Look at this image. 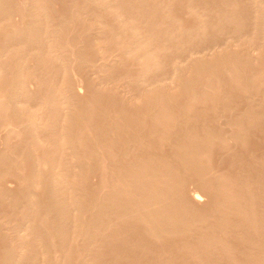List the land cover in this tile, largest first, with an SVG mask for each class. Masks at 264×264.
<instances>
[{
    "label": "bare ground",
    "instance_id": "obj_1",
    "mask_svg": "<svg viewBox=\"0 0 264 264\" xmlns=\"http://www.w3.org/2000/svg\"><path fill=\"white\" fill-rule=\"evenodd\" d=\"M76 1L77 0L70 1L69 4H68L69 6L67 7V9H69V7H73V6H71L73 3H76V6H77L78 1H79V4H81L84 1V3L87 4L88 6L91 5L93 10H94V8L96 9V7H98L97 8L98 13H99L98 9H100V12L101 11L103 13L105 12L106 14L109 15V17L112 18V20L109 19L110 20L109 22L112 25H114L113 27H112V25H110L112 28H115L113 30H112L111 27H110L111 29L109 27H107V26H109L108 22H107L106 19H104L106 16H104V18H103V15H101V18H103V20H106L104 22L107 23V24L105 23L106 25H104L103 20H101V18L97 15L98 13H97L96 10H94L95 11L94 12L95 14H94L92 9H90L91 11H89V9H88L89 7H87V5L85 6L83 3H82V5H84V7H82L80 5L82 7L81 9L87 7L84 10H85V14L86 13L88 14L87 15L88 16V18H87L88 20L90 19V17L93 14L97 15L99 17V19L102 21V24H103V25L100 24V26H102V27L105 26V28L103 27L104 29L101 30L102 34H103V30L105 31L106 28L110 29V30L108 29V32L112 30L111 33H109V34L106 31L107 37L110 36V38H107L106 36L105 37H106V39L109 40V42L112 45H114L113 46V50H112V47H109V46L106 47L107 49L109 47L110 50L114 51L115 50L114 47H115L118 50L120 56H123L126 59H127V57L133 59L134 62H132V63H134V64H136L135 61H137L139 66L137 64H136V66L133 65L134 68H136L138 66V69H134L133 68L135 70V72L133 71V73H136V70L138 71V73H137V75L133 74L134 76L131 77V80L132 81L135 80L134 82L137 85V87L135 85L134 86L136 88H138V86H139L138 90H140V87H141V89H145L146 91L150 90V92H152L151 90H153V89H154V91H156V90L160 91V92L156 91V94H154V93L152 95L150 94V97H149V94H148L147 98L149 97V101H146L147 98L145 100L147 103L143 102L144 103L143 104L142 102H140V103L143 104V105H140V106L145 107L144 105H146V109L145 108L144 109L147 110L148 112L145 111L144 109H142V111L140 110L141 112L139 110H138L139 112L137 111L138 113H142V112L146 113L147 112L148 115L150 114L149 112H152V114L149 115V116L153 117V120H154V121L152 120L153 122L151 121L152 117L148 116L150 121H151V123L149 122L151 125L155 123V119H154L155 115H154V113H157V112L161 113L162 112V114L165 115L166 118H165V120H163L164 117H161L163 115L160 116V119H162V120H160L159 117H157L159 119V121H162L161 122L162 125L159 126L160 129L161 128H163V129L165 128V126L163 125L164 123H166V125H168V124L170 125V123L172 121L167 124V122L169 121L170 118H172V119L175 118V114L174 113H176V112L172 113L171 111H177L178 114L182 110L184 111V109H180L179 108V110H178L177 108L175 109V107H172V105L170 106L172 100H171L170 96L166 95L171 90L172 86L175 83L180 82V86L182 87V94H183V95L182 94L181 95L183 97L181 96L179 98L184 99V102H185V98H186V102L188 104H189V102H194V101L196 102L197 100L200 101L202 104H204V102H202V101H205V99L207 100V97L208 98L210 97L209 98L210 99V103H209V101H208L209 99H208L207 100V104H206L207 108L209 106L208 109L206 107H203L202 104H200V103H199V105H201V106H199V107H201V108L203 107V110L201 109L202 113L206 109H207V111L209 110L208 112H212L213 113V111H212L213 109L212 110L210 109V106H212L211 104H213V101H214V99H212L213 95L209 96V95L212 94V92L208 93L209 91L206 89V88H210L211 87L210 85H212L213 82L216 83L217 80H219L221 78H224V77H227L229 79V81L226 79L225 84H227V82H228V84H230V85H232V84L235 85L236 83H238L240 81L242 86L241 85L239 86V83H238L237 86H238V90H239L240 87L243 88L245 86V84H246V82H245L246 80L242 77V76H244V73H246L249 76L248 77L246 75L247 76L246 78H248L251 81V79H254L255 75H257L256 72H258V73L260 72V74H258L257 75L258 77L255 78L254 80L257 81V82L264 81V79L259 80V79H261V78H259V75H261V71H259V70L262 69V71H263V68H261V67H264V66H261V64L264 65V62H263V59H264L263 55L264 54L262 53V51L264 50V0H237L238 2H235V0H199L200 1L199 5H198V2L196 0H186V1L184 0L186 2V4H185V2H181V3L185 4L186 10H187L188 13L186 11H184V8L182 9L184 11L183 13H186L185 16L187 15L186 16L187 18H188V16H191L189 18L194 20V22L191 21L192 22L191 24L194 25V26H192L193 29L190 27L191 26V24H190V26L188 28L189 31L186 30L187 29L186 26H185V30H183V25L184 24L182 25V24L178 23V21L182 22L181 19L179 20L178 18L177 19L173 18L170 15V13L173 10L167 11V10H169V9H167L169 6H166V5L171 0H78L77 2ZM80 1H82V2L80 3ZM177 1L179 3V1H181V0H175V2H177ZM193 1H196V3L193 2ZM71 2H73V3L71 4ZM175 2H172V3H175ZM44 3L45 4L48 3L47 0H46V2L43 1V0H0V38H2L0 40L1 41L0 42V59L2 57L3 58H7L8 60L10 59L9 61L6 59L7 66H6V64H2L1 63L2 61L0 62V100H1L0 104H2L0 106L2 107V109H4L6 111V112L4 111V114H6L8 112V116H5V120H4L5 123L3 125L0 124L1 125L0 128L7 129V128H3V127H6V125H7L6 124V120H7L8 124L12 123L11 124L12 126L10 125L13 128L12 131L13 132L15 131L14 133L16 135H17V133L20 134V135L22 134L23 137L21 135V137H19V138H22L24 140L22 142V140L19 141V139H18L19 142H22L20 144L21 145L20 147L22 149L21 150H17V151L15 150V152H18V153H15V155H17L18 158L15 157L14 159L13 158L10 159L11 156H10V158H8L11 152L10 153L8 152L9 153V154H7L8 156L6 155L7 157L4 158L5 154L3 156L1 155V154L4 153V151L0 152V155H1L0 156V181H1V184H2V182H5L6 179H7V181L8 180L11 181L9 179L10 177H11V179L13 178V180L16 179L18 182L20 181L17 186L19 187V184H20L19 189L21 188L20 189L21 192H22V189L24 188V187H21V183L24 184V185H22V186H25V188L23 189V199L25 201L24 203H26V204H24V206L26 205L25 206L26 207L25 210H27V212H25L26 214L23 213V217H21V219L20 218H14L15 222L12 220V222L15 223V224H13V227L12 226L11 227L13 228V233L15 232L14 234L16 235V237L14 235H12V236H14L15 239L17 240V241H15V239L13 237L14 241L16 242V243L13 242V244H15V245L17 244V245L15 247H13L12 249L10 247H7V249L9 248L8 250L5 247H3L4 250H5V253H4V256L3 255L0 256L1 259H2V256H3V259L2 260L0 259L1 264H72L73 262H74L73 264H75V263L76 264H88V261L90 262V260L91 261L93 260L92 258H93L94 255H96V252L98 253V251H99V253H100L101 249L99 250L98 246L102 242V240L100 242V239H102V237L105 239V234L104 233H106L107 231H110L111 235L109 233H107L108 235H106V237L109 238V237L113 236L112 238L114 239V241H116L117 238L115 239V237L118 236V232L114 231V232H116V235H115L114 232H112V231L114 229L118 228L119 225L123 224L122 226H124L125 223L126 224H128V223L131 224L132 223L131 226L133 224L136 226L138 224L139 226H141V228L138 227L136 229L139 230V228H140V229H142L141 231L144 230V232L142 234H144V236L145 235L148 236L149 240L151 239L150 241L152 243L155 240L157 242H159L158 240L160 238H162V237H163L162 240L166 239L168 241V238H169V241H170V239L173 240V238H171V237L179 236V235H180L179 236L180 239H182V237H184L186 235L183 236L181 234L182 233L184 234V232L186 230L189 231V229H190V231H192L191 229H194V232L196 233V231L198 230L197 227H199L202 223H205V220H207V219L209 220V218H210L209 215L210 216L212 215V213L208 214L209 212L213 211L214 214L212 215V218L210 220H214V219H220V218H218L219 216H221L223 218L226 217V216H229L230 218H232L229 214L233 213L234 211L235 212L233 214H235V215L237 214V215H240V216L241 215L245 216L244 214L246 213V211L248 212L247 209L250 207L251 203L254 205V206L252 205V208L255 207V204H254L255 200L254 199H250V201L253 200L254 202L248 201V202H250L249 206H248L247 201H245V202L243 201L244 204L246 203L245 207L248 206L247 209L245 210V213L243 212V210L245 208L242 209V205L243 204L240 207L241 209H237V208H239V207H236V206H238V202L239 201L242 202V200H244V199L247 200L248 199L247 195L249 193L251 194V190L248 189L250 191H246L244 189L245 188L247 189L248 186H245L246 184L241 185L242 188H243V186H245V188H243V189L240 188L241 190H239V191H240L241 194L243 193V194H246V195L245 196L243 195L244 199L241 198L242 199L241 200L239 198V196H236L234 194L236 196V198L239 199V201L236 199L237 200V204H235V201H236V200H234L235 196L233 194H231V193H237L238 192L237 190L239 189V187L238 186L236 187L235 185L232 184L233 180H232V183H231L233 185V187H232V185H230V183L228 184L227 182H225L224 179H223L224 181L220 179V180H217L215 182V191L214 192L216 193V195H215L216 202L214 203L215 200L213 201V198L211 197L212 194L210 193L211 189L207 188L208 186L206 187L205 184H203V182L206 183L205 180L208 177L210 179V176L207 177V175H209L210 172L207 173L206 169H203V167H202L205 164L204 161H203V160H205L204 159V155H205L204 151L206 152L207 144L210 143V140H211V137L206 135L205 132H203V131L206 130L207 133H210V129L208 130L207 128H205V127H207V125L203 126V124H202V128L204 127L205 129L204 128L201 129V128L198 127V129L202 130V132L199 130L198 134L204 133V134L200 135L201 137L199 135H197V132H195L196 134L194 133L195 136L193 137L192 136V134H193L192 128L193 127H191V130H189V127H190V125H189L188 131L187 130L186 131L188 133L189 132H192V133H190L191 135L188 136V137L184 136L185 139L183 138V136L180 135V137H182V140L179 139V141L176 142L175 140H178L179 137H177V136L175 137V135H174L175 139L173 137L172 138L168 137V138H170L169 139L170 141H162L164 143L166 142L167 144L169 142L168 145H170L172 143L171 141L174 140L173 143H172L173 149H171V147H172L171 145H170V147L168 146L169 147V151L171 149V152H173V154L171 152L170 153L172 154V156L177 161V162H175L174 158L172 156H171L172 158L169 156L174 161V166H172L173 163L170 165V162L172 161V160L170 161V159H167L168 162L170 161L169 163L167 161H165V160L163 161V159L162 160L159 159L158 157H161V156L160 155L157 156L159 153H157L155 151L157 149V147H158V149H160L159 147H162L160 145V142L158 144L159 146L157 145V143H158V141L161 140L162 137L166 136L164 134H165L166 130L168 131V128L170 126L169 127L166 126L167 129L166 130L164 129L165 132L163 134H162V132H160L163 136L161 134H158L159 133V129H157L158 131L157 130H152V131H155V133L157 132L156 135L158 134L159 136H162L159 139L158 138L159 136L157 135L158 136L157 137L158 140H156L157 138H155L154 141H157V143L153 142V143L156 144V145L154 144V146H156L155 150L153 149L155 147L150 145V146H152V150H154L157 155L154 154L155 156L154 155L150 156L148 154L149 156L146 157V155H145L146 151L144 152L145 154L141 151L143 153L142 155L143 156L145 155V157L143 158V156L141 155L140 156L141 159H140L139 156H137L138 157V160H137L136 156L132 157V155H131L130 158L132 157L131 158L132 161L129 160L130 162H126L128 164L124 163L126 158L125 159L123 158L124 159L123 160L119 156L123 160L122 163H124L126 166L123 167L124 166L123 164H122L123 166H121V164L119 162V159H118V162H115V164H116V166H115V164H113L114 163L113 161H114L115 158L113 160L111 159L112 161L109 160V158H107L108 155L110 154V152L108 153V151H110L109 149H111V148L113 149V147H115V150H117L116 146H118V148H119V146H120L119 143H121V144L123 143L122 145H124V147L125 146L127 147V145H130V144H127L126 143V139L124 141L123 138H126V135L128 134V132L131 131L132 127L129 128V126H131V123H129V126L127 125V123H125L130 130L127 131V134L126 133L124 134V132H126V131H124L123 129L126 128V126L124 124L125 127L122 126L123 127V129H122L121 124L123 125V121L120 122L121 123L120 124V127H121L120 131H124V132H122L124 137L122 136V134H120L121 132H118V129H114V128H113L114 130H112V131L109 130L110 132L106 130L107 132H106V134L103 133L105 135L103 137L101 132H100V134H99V132L97 133V131H98L97 129H100V131H104L106 128L110 129V126L106 127L107 124H105V122H104L103 125H105V126L102 125L104 127V130H103L102 129L103 127H100V125H96V124H99L103 120L99 121V118H100L99 117L98 118L99 122L98 123L95 122L96 124H94L92 121H96V120H94L92 118V120H90V121L94 124V126L95 125L97 126V128L95 127L96 129H94V127L91 126L92 123L91 124L89 123L90 122L89 118H87V116H86V114H88V112L90 113L92 111L91 110L92 107H93V109H95V106L93 105V103L96 102V100H97L96 96H98V94H96V95L93 94L95 96V99L93 98L94 96L91 98V100H93V101L95 100V102H91L90 100L89 101L87 100L88 104L86 105V107H85L86 103L83 104V106L85 108H87L86 110L90 109V111H87V112L85 111L86 114L83 113L84 111L82 112L81 103H80V107H79V103H77L78 101L80 102V100H78V101L75 100L76 101L75 102V101H73L74 100L73 97L71 98V96L75 95L76 92L78 91L77 90L78 87L81 88V87L85 86L82 83L83 81L78 82L77 80H75L76 79V74L78 73V72L76 73L77 64H82V65H80V67L82 66L81 68H83L84 66L88 67L89 69L84 67V72H86V73H87L88 70H89L88 72H91V73L95 72L96 69L99 68L98 64L102 65V63L104 64V62H105V61L104 62L101 61L100 58L102 60H106L104 58V56H106V55H104L105 54V50H103L105 45H104V47L102 45H100V44H103L101 41L104 42L106 39L105 40L103 39V38H105L104 35L102 36V39L101 38L98 39V37H96L97 39H95V41H93L94 40L93 39L92 40L93 42L91 41L92 43H90V45H92L94 47V45L96 43V40H99V42H101V43H98L95 46L97 47L98 45H100V47L101 46L103 47V49H102V48H99V46H98L97 49L95 48V50H93L94 48H92L91 46L87 45V43L89 44V42H90V39H87L88 35H84V38L86 36L87 37L83 40V43H85L83 45H87V46H85L86 48L91 47L92 51L93 52L94 51L97 52L99 55H97V53H95V52H94V55H93L92 51H90L91 48L90 49L89 48L88 49H86V48L85 49H81V48H84V47H79L80 48L79 51H82V50L85 51L86 50V52H87L89 50V52H91V53H89V52L88 53L92 55V56L90 55L91 58L93 56L96 57L95 54L97 55V57H96L97 59L93 57L95 59V62L91 61L93 64L91 62L88 63V61H85L86 59L84 57L86 55H88V54L83 56V59H81L82 55L80 57V55H79L80 52H79V54H77L78 52H76V51H78V50L75 51L76 48L74 49V47H76V46L78 48L79 43H77V42L81 41V37L79 36L80 33H78V35H77V36L80 37V40L78 39V41H77V38H76V39H74V41H76V42L73 41V43H77L78 45H76V44L74 45L73 44L74 45L73 46L71 44L72 43L71 40L73 39L74 36H72L73 34H72L71 30H70V29L73 28V25L71 26L72 28L70 27L68 29L67 28V24H66V22H68V21H74L73 23H75V20L78 17L76 18V17L70 16L72 19H74V18H76V19L72 20L70 18L71 20H69V19L66 20L65 17H64V14H65L64 13L65 9H64L62 15L64 17L63 19H65L66 22L61 21V20H60L61 21L60 22L58 20L57 23H59V22L60 23L57 24V25H54V24H56V22H52L51 21V17L52 16L57 17L54 13H52L54 7H53V9H52V7L50 8L52 10V12H51L50 9L47 8L48 5L51 6V4H46L45 5ZM193 3H194V5H193ZM79 4H78V6H79ZM195 4L198 5V8L194 7ZM169 5H170V3H169ZM172 5L176 6V4H172ZM172 5L170 6V8L171 7L173 8ZM179 7H184V6H182V4H181V6H179ZM77 8L78 7H76V9ZM72 9L70 11H72ZM79 9H80V7H79ZM54 10H56V8ZM69 10H66V14H68L67 17L69 16V14L71 15V12L67 13V12H69ZM87 10H88V12H87ZM74 12H75L76 15H78L76 13V12H78L77 10L76 11L74 10ZM74 12H72V15H74L73 14ZM89 12H91V15H89ZM212 12H214V14ZM50 13H52L54 15L51 14V17H50V15H49ZM103 13H101V14H103ZM208 13H210V14L212 13V15L214 17H211L212 15H210ZM56 14H58V13H56ZM82 14L85 15L84 13H82ZM60 15L61 14H59L58 19L60 17H62ZM83 15L81 17H83ZM99 15H100V13H99ZM173 15H174V13H173ZM209 15H210L211 18L209 17ZM243 15H244V17H242ZM18 17L19 18L21 17L23 20L19 19ZM84 17L81 18V19H83V20L86 19ZM16 18L19 19V24L23 23L21 26H19V25L17 26L16 25L18 23L16 21ZM91 18H92L93 23L91 22V20H89V22H87V25H89V24L91 25V23L94 25L95 18L94 19H93V17H91ZM189 18H188V21L191 20ZM55 19H57V18H55ZM60 19H62V18H60ZM96 19H97L98 22L100 21L97 17H96ZM107 19H108V17H107ZM20 20H22V22H20ZM15 21L17 23H14ZM23 21H25V22H23ZM53 21H57V20H53ZM77 21L78 20H76V24L80 22V21L79 22H77ZM97 21H96V23L98 24ZM82 23L85 25L84 22H82ZM96 23H95V25H96ZM79 25H81V23ZM79 25H78V27H74L75 31H73V33H77V30H79V29L83 30V29H86L87 27L89 28V26H90V25L89 26L85 25L86 28H84L85 26L82 25V26L79 27ZM93 25H91V26H93ZM180 25H182L181 26L182 29H181ZM68 26H70V25H68ZM74 26H76V25H74ZM100 26L96 25V28L94 26V29H97V31H93V30H91V31L96 33V32H98V29H99V32H100V29L102 28ZM88 28L86 30H88ZM65 29L70 30V33H71L72 37H69L70 35L69 36L66 35L67 33L64 35V31H66ZM190 29H192V30H190ZM86 30H83V32L85 31V32H87L89 34L92 33L91 31L89 32V31H86ZM89 30H90V28H89ZM80 32H82V31H80ZM70 33H68V34H70ZM95 33H92V35L95 34ZM83 34L84 33H82V38H83ZM65 36L69 37L68 38L69 40H66ZM75 36H76V34H75ZM100 36H101V34H100ZM90 37H92V36H90ZM86 39L88 40L87 43L85 41ZM100 39H101V41H100ZM66 41H68V42H66ZM69 41H71V43ZM107 41H105V42H107ZM247 43L253 44L252 47H251L252 51H255V47L257 48V45L260 46V43H261L260 47H263L262 51H261L260 47H259L260 49L258 48L260 52H257L258 50L256 49V52L261 54V55L263 54L262 55L263 57L259 56V58H257L259 60L254 58L256 61H261L262 60L261 61L262 63L259 62L260 69L258 67L257 69H259V70H257L256 72L253 71L254 73H247L246 71H247V69H249L248 72L250 70L252 71V69L255 70L256 69L255 64L258 63V62L254 61L253 65H251V67L252 66L253 67L251 68L250 67V63H252L254 59H252V62H251L250 58L249 57L247 58L246 56H244L246 58L241 59L242 57L240 58L238 56L240 54V51L238 52L239 54H237V51H238L237 48L239 47L241 49L240 46L241 45H245ZM81 44H82V42H81ZM107 44H109V43H107ZM233 46H234V48L237 47L236 49L233 48L234 51H236V52H232V50L229 51V48L232 49ZM72 48L74 49L73 52H71ZM244 48L246 49V47H244ZM244 48L242 47V49H244ZM107 49H106V51H107ZM245 49L242 50L243 52H241V54L244 53ZM117 50H115V51H117ZM221 50H226V52L223 54V52H221ZM74 51L76 52L77 56L79 55L78 57H80V58H77L76 54H74ZM108 51H107V55H109V53H110V51H109V53H108ZM115 51H114L113 54L114 55L118 54V52H115ZM219 52H221V53L219 54ZM246 52H247V50H246ZM70 53H73L74 55L73 54L70 55ZM82 54H85V52L83 53V51H82ZM110 55L113 56L112 53H110ZM98 56H99V58H98ZM111 56L108 57V60L112 62L113 59L115 60V58L113 57L112 59H109V58H111ZM118 56L119 55H117V58H116L117 60L115 62H119L118 59H120V58H118ZM209 56H210V58H211V56H214V57H212V59L210 61H208V60H206V58H209ZM87 57H89V55ZM123 57H121V58H123ZM91 58H89V60L93 59V58L92 59ZM125 58H123V60L120 59V62L124 61V63H127V65H128L129 61L127 60L125 62V60H124ZM260 58H263V59H260ZM74 59H75V63H74ZM87 60H88V58H87ZM98 60H99V63H98ZM26 61L27 62L30 61V62H28L29 64H27ZM4 62L5 61H3V63ZM111 62H110L111 65L115 63V62L114 63H111ZM30 63L32 65H30ZM73 63H74V65H76V67L73 65ZM124 63L122 62L123 65H124ZM28 65H30V66H28ZM104 65H105L104 67L107 69L108 66L106 67V64H104ZM108 65H109V62H108ZM111 65H109V70L107 69L108 71H110V67L112 68ZM129 65H130V63H129ZM189 65H190V67L192 68V71H193V73L191 71V78H187L188 76H186L183 73L185 70L182 71L184 68L188 69L189 67H187V66H189ZM73 66L76 69H74ZM104 67L102 66L103 69H104ZM102 68L98 69V73L99 74L103 70ZM117 68H118V66H117ZM78 69H80V68L78 67ZM129 69H131V68H129ZM77 71H79V70H77ZM81 73H83V72H80L79 74H81ZM86 73H84V74H86ZM96 73H97V71H96ZM104 73H106V72H104ZM112 73H114V72H112ZM183 74H184V76H183ZM192 74H193V76H192ZM249 74L250 75L252 74V75L250 76ZM89 75H90V73H89ZM98 75L96 77H98ZM103 75H105V74H103ZM185 76H186V78H185ZM262 76L264 78V73H263ZM87 78H88V75H87ZM94 78H92V79H94ZM88 79H90V76H89ZM224 79H221V80L224 81ZM256 79H258V80H256ZM30 80L31 81L34 80L35 84L37 83L36 81H38V83L40 85V86H38V88L40 89V93L38 95H35V94H37V91L36 92L32 91L33 93L29 92V90H31V88L28 87V88H30L28 90L27 84L29 85V84L32 83ZM85 80H86V78H85ZM112 80L113 79H111V81ZM116 80H117V78H116ZM119 80H122V79H119ZM119 80H117V81H119ZM221 80H219V81H221ZM243 80H245L244 84L242 83ZM249 80H247V83L250 82ZM76 81L78 83H75ZM101 81H103V80L100 79V82ZM229 82H232V83H229ZM261 82H259V84H258L256 82L254 83L252 81L253 86H254V87L253 86L252 87L254 89H256L255 86L260 85ZM113 83H115V82H113ZM217 83H219V82H217ZM221 83L224 84L222 81H221ZM221 83L219 85H221ZM104 84H105V82H104ZM250 84L251 83L247 84V85H249L248 86L249 88L251 87ZM262 84H264V82H262ZM115 85H116V83H115ZM177 85H175V87ZM206 85H209L210 87H207ZM217 85H215V88H214V86H212L213 89L219 90L218 89L219 87ZM234 85H232V87ZM35 86H34V88H36ZM117 86H119V85H116V87ZM169 86H171V87L169 88ZM216 86L218 87L217 89H216ZM260 86H261V90H262V88H264V87H262V85H260ZM260 86L257 87V89L258 88L260 89ZM108 88H109V86H108ZM111 88H114V87H111ZM164 88H166V89L169 88L170 90L168 89L169 91L167 90L168 92L166 91L163 94V92H161V90H163ZM202 88H203V91H204V88H205V90L207 91L208 96L206 94V91H205V93L202 91ZM234 88L235 87L232 88V91H234L233 90ZM244 88L243 89H244L245 93L246 94L248 93V95H251V94H249V91L251 89H253V88H250V90H249V88L247 90V86H245ZM83 89H85V88H83ZM126 89H127V87H126ZM259 89H258V92L260 91ZM98 90H100V89H98ZM215 90H214V93H216ZM220 90H221V88H220ZM246 90H247V92H246ZM102 91H104V90H102ZM120 91H122V90H120ZM131 91H132V89H131ZM136 91L137 90H135V92ZM211 91H212V89H211ZM241 91L244 92L243 90H240V92ZM94 92L96 93L95 89H94ZM139 92L141 94V92H143V91L140 90ZM230 92H231V90H230ZM251 92H253L252 94H255V95L257 94L258 95L257 97H263L262 94L264 92V89L259 92L260 94L262 92L261 96L258 93H254V90H251L250 93ZM69 93L71 94V96H69L70 95ZM104 93H105V91H104ZM117 93H118V91H117ZM173 93H175V92H173ZM173 93H172V95H174L173 97L175 99L177 96H175V94H173ZM179 93H180V91H179ZM219 93H221V91L220 92L218 91V93L215 94V95H218ZM78 94H79V92H78ZM78 94H76V96ZM99 94H101V93H99ZM102 94H103V92H102ZM110 94H111V91H110ZM114 94H115V91H114L113 95ZM240 94H242V93H240ZM172 95H171V97H172ZM105 96H107V95H105ZM132 96L134 97V94ZM69 97L72 100H69L70 99ZM112 97L113 96H111V98ZM173 97H172V99H173ZM216 97L217 96H215V98ZM225 97H223L224 100L226 99ZM254 97H252V98H254ZM74 98H75V96H74ZM97 98H100V97H97ZM105 99L108 100L107 98H105ZM105 99L102 98V100H105ZM177 99H178V97H177ZM211 99H212V102H211ZM216 99H219V97L216 98ZM255 99L257 100V98H255ZM255 99H253V100H255ZM98 100H100V99H98ZM102 100H100V101H102ZM175 100H174V102H175ZM71 101H73L76 104V106L78 104V107L81 108L80 109L81 110L80 113L85 115L86 118L88 119L89 122H87L85 120L84 116L82 115L83 118H84L83 120L88 123V125H87V123L85 124L89 128L88 131L91 130L90 128H93L92 130L93 131L97 130L96 132L95 131L94 132L99 134V137L101 136V140H100V138L96 139L94 136L97 135V134H94L93 131H92V133L94 134V136H92L93 134L91 135V137H93L92 138L93 142L96 141V140H99V142L97 141L96 143L94 142L93 144L91 142H90V144L88 143L89 145L92 144V147L89 146L88 150H90V151H88V152H87V148H85V146H84L83 148L86 149V150L85 149L84 150L87 153H83L82 158L80 156V158L82 160L81 159H79V160L82 161V162H79V161L76 160V158H73L77 162L76 165H74V167L70 163H73L75 161L73 159L71 160V158L68 157L69 156L68 154H66V155H68L67 156L68 158H66L64 156L65 153L67 152L66 151L67 150L66 147L67 146L69 147L68 148V153L72 155V151L73 152L74 151L77 152V151H79L80 145L81 146L84 145L85 142L83 143V141H82V143L80 144L81 141H77L76 139H74V138H77L76 136H78V134H77L78 131L76 132L77 129L80 128V130H79L80 131L79 132L80 136L79 137L82 138L81 139V138L78 137L80 140H83V137L85 136L86 138L84 137V140L89 142L86 139H91L90 136H89L91 133L89 134V133H87L86 131L83 130V132L84 133L86 132V134L85 135L83 134V137L81 136L82 135V134H80V133H82L81 130L83 129V127H85V125L83 124L82 121H81L82 123L79 121L81 118L80 119L77 118L78 116H80V113L79 114L76 113V112H79V108L77 107L78 108L77 109L76 106H75V109L72 110L74 108L73 105H75V104L71 105V103H70ZM110 101H111V99H110ZM178 101H180V99ZM181 101L183 102V100H181ZM219 101L215 100V103L221 104L222 102H221L220 99H219ZM90 102L92 103L93 106L91 105ZM97 102L100 103L99 101H97ZM97 102H96V104H97ZM174 102L172 101V103H174ZM227 102L229 103V101H227ZM258 102H259V100H258ZM208 103L210 105H208ZM215 103H214V105H215ZM178 104H179V102L176 103V105H178ZM195 104L197 105V102L194 103L192 107H190V108L188 107L190 109V111L188 110V108H185L187 106L186 104H184L185 106L182 104L184 106L183 108H185V111H187V112H181V113L185 114L184 118H186V121L188 119L187 117L190 118V116H193V115H187V113L189 114V112H190V114H191L192 108L194 109V107L195 108L198 107V105L195 106ZM70 105H71V107H70ZM89 105H91L92 107H90ZM182 105H181V107H182ZM228 105H230V104H228ZM228 105L226 104L225 108ZM247 105H249V104H247ZM178 106H180V105H178ZM178 106H176V107H178ZM188 106H191V105L189 104ZM204 106H205V104H204ZM221 106H223V105H221ZM221 106L219 107L218 105H216L215 106V109H216L215 112L217 110L221 109ZM84 107H83V110H85ZM99 107H100V105H99ZM143 107H140V108H143ZM169 107H170V109H169ZM218 107H219V109H217ZM251 107H252V105H251ZM70 109L72 110V112H74L73 114H69V113H72L70 111ZM76 109H77V111L75 112ZM168 109L171 110L168 113V115L170 116V114L171 115L173 114L174 118L166 116L167 115L166 113L169 111ZM172 109H175V110H172ZM252 109H253V107H252ZM252 109H251V111H252ZM254 109H253V112H251V115H253V114L255 116L257 115V117L254 116L255 117L254 120H256V118H257L258 121H260L259 118H261V116H263V113H260L261 112L260 111L259 112V116L260 117H259L258 113H256V112L254 113V111H256L257 109L256 110H254ZM228 110H229V108L227 110H225V111H228ZM230 110H232V109H230ZM248 111L250 112V110H248ZM94 112L95 111L93 110V112H91V114L94 113ZM101 112H103V111H101ZM137 112L135 114V118H133L134 116L131 117L133 119V120L132 119L131 120L134 123L137 121L136 117H138V116L140 117V114H137ZM117 113H114L113 115H117ZM160 113L158 115H160ZM199 113H200V111H199ZM123 114L125 115L124 111H123ZM178 114H176L177 115L176 117H178L179 115L180 116L183 115V114H179V115ZM74 115H76V116H74ZM133 115H134V113H133ZM142 115L143 114H141L140 118L143 117ZM197 115H198V113H197ZM217 115H218V113H217ZM243 115H242V117H244ZM185 116H187V117H185ZM88 117H90V115ZM91 117H94V116L91 115ZM167 117H168V119H167ZM221 117H222V114H221ZM117 118L119 119L121 117L118 116ZM126 118L127 117H125V119ZM140 118H139L140 121L139 120L137 121L140 124H138L136 122L138 124V126L136 125V123L134 125H136L137 128L139 127V129H138L139 133H138V130L136 132L138 134H140L141 137H139V138L142 139V135L143 134L141 135L140 130H145L146 129V127H147L146 118L147 117L142 118V119L146 120L143 123V124H145V127L144 126L141 127L142 120ZM184 118H183V116H182V119L180 117L181 120H183ZM193 118H194V116H193ZM239 118H241V116L240 117L238 116V118H235V119H238V120L242 119V118L241 119H239ZM263 118H264V116L261 118V120ZM0 119H3V118L0 117ZM118 119H116V120H118ZM123 119H124V117L121 118V120H123ZM125 119H124V122H126V121L129 122L128 120H130V118L129 119L127 118L126 121H125ZM158 119H156V120H158ZM166 119H167V121H166ZM180 119L176 118L175 121H177V120L179 121ZM190 119H188V121ZM218 119H220V118H218ZM181 120H180V122L184 126L186 121H184L185 122L184 123ZM238 120H236V121H238ZM105 121H106V119H105ZM108 121H107V123H108ZM223 121L225 123L226 122L228 123V120H223ZM236 121L234 123H236ZM180 122H178V124ZM190 122L193 123L192 119H191ZM231 122H232V120L229 121V124H231ZM239 122H240L241 125L243 124V123H241V121H238L236 125L235 124H233V125L231 124L233 126L232 128H231V126L229 127V125H227V124L225 125V123H224V126H226V127L228 126V128H231L232 130L236 129V131H235L236 137H234V135L231 134L232 132L230 133V130L227 128L229 133L231 135H233L232 142H233V139L235 141V138H236V140H241V138L243 139V136L241 138L237 139L238 137H240L239 135H240V132H241V130H240L241 127H240ZM80 123H81V125H80L81 127L79 126ZM110 123H112V121ZM248 123H249V121H248ZM112 124H110V125H112ZM118 124H119V122H118ZM150 124H149L150 128L148 130L149 131V136L152 134L151 133V128H154V129H155V127L158 128L159 123H158V125H157V123L154 124L155 127H154V125L150 126ZM182 124H180V125H182ZM246 124H247V122H246ZM249 124H251V123H249ZM219 125H220V123H219ZM243 125H245V124H243ZM98 126L100 128H98ZM178 126H176V127L178 128ZM185 126L187 127L188 125L185 124ZM185 126L183 128L182 127L181 128L182 129H186ZM221 126H223V125H221ZM234 126L236 128H234ZM208 127L210 128L209 125H208ZM217 127H218V125H217ZM128 128H126V129H128ZM211 128H213L212 130L216 129L215 131H219L218 133H220L221 130L222 131L225 130V129H221L220 130L219 128L217 130V128L214 129L213 126H211ZM85 129L87 130V128H85ZM163 129H161V130H163ZM194 130H197V128H195ZM244 130H246V129H244ZM133 131H134V129H133ZM182 131L184 132V130H182ZM215 131H214L213 135L214 134L217 135V133ZM9 132H10V130H8V132L6 131V133H9ZM146 132H147V129H146L145 133ZM175 132H176V130H175ZM175 132H173V133L175 134ZM242 132L245 133V131H242ZM131 133H132V131L130 132V134ZM173 133H171V135H173ZM177 133L178 132H176V134ZM87 134H89L88 138H87ZM119 134H120V136H119ZM179 134H181V131H180ZM184 134L187 135L186 133H183L182 135H184ZM221 134L222 133L218 134V136H216L215 138H217V140H219L221 138V136H222ZM16 135H15V137H16ZM20 135H18V136H20ZM131 135L128 134V136H131ZM135 135H137V134L135 133ZM156 135L153 134V136H150V138H147V139L151 140V138L152 137H156ZM219 135H220V137H219ZM137 136H139V135H137ZM137 136H136V138H137ZM168 136H170V135H168ZM120 137L122 138L123 141L121 140ZM131 137H132V139L135 138L134 134ZM131 137H129V138H131ZM230 137H232V136H228L227 138H230ZM129 138L127 137V139H129ZM165 138H162V140H164ZM227 138H224V139H227ZM132 139H131V142H133L135 140V139H133V140ZM152 139H154V138H152ZM171 139H173V140H171ZM137 140H139V139L137 138L135 141H137ZM212 140L214 141V139H212ZM212 140H211V142H213ZM220 140L223 141V142H221V143L219 142L220 145L219 144L218 145L219 146H222L221 144L225 145L224 140L223 139H220ZM139 141H137L138 144L140 143L139 145L143 146V144L141 145V142H139ZM141 141H143V140H141ZM151 141H153V140H151ZM226 141L228 142L229 140H226ZM3 142L4 141L1 142L2 143L1 145H3ZM76 142H78L80 145L78 143H76ZM137 142H135L134 144L132 143V146L137 144ZM174 142H176V144ZM11 143L9 142L8 144H11ZM164 143H163V145H166V143L165 144ZM213 143H212L213 146L217 144V143H215V144H213ZM17 144H19V143H17ZM69 144H72V145H70L72 148H70ZM88 144L87 143L85 144V145H87L86 147H88ZM6 145L7 144H5V146ZM14 145H15V143H14ZM73 145L74 146L76 145V147H73ZM145 145H144L143 150L146 148ZM212 145L209 144V147H212ZM27 146H30V147L34 148L36 152L33 151V152H35V153H33L32 151H29V149H30L29 147H28L29 149L27 150V148H26ZM150 146L148 145L149 148H150ZM20 147L18 146V149H20ZM120 147H123V146H120ZM126 147L125 148H119V150H121V149L125 150V149H127ZM135 147L134 146L132 147L133 150L135 149ZM148 147H147V149H149ZM9 148H12V153H13L14 152L13 150L15 148L14 147H9ZM9 148H7V150ZM74 148L75 149L78 148V149L77 150H73ZM103 148H107L108 149V151H107V149L106 150L104 149L106 154L104 152H103L104 154L102 153V155L105 156V157H106V155L108 153V155L106 157L108 160H106V161H108L109 163L113 162L112 163L113 166L116 167L113 170L114 172L113 171H112L113 173L111 172L112 173L111 176H115V174H117V179H116V176H115V178L113 177L114 178L113 180L115 182L111 179V181L114 182L112 184H111V182L109 183L106 180L108 182L107 184H109V185L111 184V185H110V187L107 186L109 188H107L106 192L104 191L106 194L104 192H101L100 195L103 194L101 196L102 199H100L99 195H98L99 200H98L97 196H93L94 199L95 200L97 199L98 201L96 200V202H95V200L92 199L93 197L91 199H89V200H91V203H90L91 206H88L89 203L88 204L86 203L87 202L86 198H85V203L87 205L83 204L84 200L83 201L81 200L82 204H80L78 202V200H80V198L85 195L84 191L82 190L83 193H81V191H80L81 188H80V190H79L80 193L79 192L78 193L79 194H84V195H79V196L76 195V194H78V193H76L78 188H75L76 186H74V184L72 185V182L73 183L76 182L75 185H77L78 183L80 184V182H78L79 180L81 181V183H82V181L86 180V178H84V180H82L80 178L83 175H85V173H83L81 167L84 170L88 171L87 172V173H89L88 176L91 175V174L93 176H94V174H97V173L99 174L100 171L98 172V169H100V167L102 165H104V164H101L103 162H99V161H102L103 158L105 159V157H103V156H102L103 158L100 157L101 156L100 153H101ZM138 148L142 149V147H137L136 149L138 151H139ZM34 149H32V150H34ZM82 150H81V152H82ZM99 150H101V151H100V153H99L100 155L98 157L97 155H98ZM128 150H129V148H128ZM152 150H150V152ZM85 151H83V152H85ZM117 151H116V153L118 154ZM154 151H152V153ZM5 152L7 153L6 150H5ZM81 152H80V155H82ZM127 152L121 150V152L119 151V154L121 156H123V154L126 153V155L128 154V156H129L130 155L129 153L131 151H129L128 153ZM112 153L115 154L114 152H112ZM121 153H123V154H121ZM206 153H208V152H206ZM77 154L79 155V153L77 152L76 155L73 154L72 157L74 155H75L74 157H78ZM113 154H110V155H113ZM131 154H133V153H131ZM110 155H109V157L112 158ZM134 155H136V153ZM201 155H203V160L202 161L204 163L202 166H201L202 163L199 162V161H201L199 159L200 157H202ZM117 156H114V157H117ZM64 157L66 158L67 161H68V159L70 160L69 164L73 167V168L70 167L71 170L75 169V167L76 168L78 167L77 170L81 169V171L80 170L79 171H80V173L82 172L83 174L82 173L80 174V176H79L80 179L78 181H72L69 184V183H67V181H70V178L68 180H66V181L64 180V179H67L69 177L68 176L69 174H71V171H69L70 168L67 167V166H69L68 163L66 161L64 162ZM128 158L129 157H127V161H128ZM161 158H164V157L162 156ZM98 159H100V160H98ZM116 160H117V158H116ZM133 160H135V161H133ZM24 161L25 162H29V167L30 168L27 167V169H26L25 166L21 165V166L25 167L26 171L25 172L22 171L25 174H21V175H19L20 176L19 177L18 174L21 172V170H19L20 172L18 171V169L20 168L19 167L20 166L19 163L22 162L20 164H24L25 163ZM71 161H73V162H71ZM7 162H8V165L11 164L9 169H8V167L4 166V165L7 164ZM112 164L107 165L105 163V165L108 167V169H109V166H111ZM118 164H120V166H118ZM105 165L101 167V169H100L101 171L103 170L102 169L103 167L106 168ZM27 166H28V163H27ZM40 166H41V168H40ZM205 166H207L209 168L207 163L205 164ZM205 166H204V168H205ZM6 168L8 170L5 171L4 169H6ZM64 168L65 169L68 168V171L70 172L67 175L68 177H66V178H65L66 174L64 173ZM105 168H104V171L107 169V168L106 169ZM112 169H113V167L111 166V170ZM65 171H67V169ZM204 171H206L207 174H205ZM16 172L18 174H16ZM72 172L74 174V170ZM185 172H187V174H188V172L191 173V174L193 173L195 175V179H197L198 181L201 179L200 182L198 183V181H196L192 177L193 180H194L193 183H195V181H196V183H198V185H200V183L202 182L201 183V185H202L201 187H203V188H200V190H198V191L194 190L195 191L194 193H190L191 197H189L185 192H183V191L181 192V189H180L181 184H183L184 182L188 181V180H186L188 177L185 176L186 175ZM106 173H105V175H107ZM183 173H184L185 179L183 178L184 177ZM63 174H65V176ZM73 174L70 177H73ZM203 174H205V177H207L206 179L203 178L204 176L202 178H200ZM108 175H109V173H108ZM88 176H86L87 180H88L89 177H91V176H89V177ZM102 177H103V175H102ZM110 177L108 179H110ZM190 177L191 176H189V178H188L189 181H190V179H191V181H193L192 178H190ZM216 177H218V176H216ZM221 177L224 178V176H221ZM73 178L77 179V177H73ZM218 178H220V177H218ZM13 180H12V182H13ZM182 180H184V182H182ZM226 181H227V179H226ZM208 182H209V180H208ZM228 182H230V180H228ZM84 183H86V182H84ZM104 183H106V182H104ZM196 183L194 185H196ZM16 184H17V182H16ZM107 184H105V185H107ZM234 184H236V183H234ZM3 185H4V183H3ZM105 185H103V186L105 187ZM79 186L80 185H78V187ZM86 186H88V185H86ZM103 186L102 187L100 186V188L103 189ZM182 186L185 187V184H183ZM234 186H235V188H237V189H235L236 192H231V191H235V190L232 189V188H234ZM18 187H17V189H18ZM82 187H83V185H82ZM183 187H182V190L184 189ZM196 187H197V189H199L198 187H200V186L196 185ZM105 189H106V187H105ZM186 189H184V190H186ZM243 190L246 191L248 194L245 193ZM1 192H2V190H1ZM21 192L19 191V193H21ZM95 192H97V191H95ZM181 193H185V195L184 194L183 195L186 196L187 199L185 197H183V195ZM200 193L204 194V195L207 194L205 196H208V193L211 194L209 197H211L213 203H210V204L207 203V204L210 205V207H211V204H212L214 206V208L212 207L213 209L211 208L212 210L210 209L211 210L210 211L208 209L210 207L207 205L208 208H206V210L208 209L209 212L208 211L207 212H203L202 213L203 215H201L199 212L197 213L195 211L197 214L195 212H194V214H192L193 212H189L186 208L192 207V208H189V209L190 210L192 209L194 211L193 208L196 206V203L199 204L197 196ZM0 195H2V194H0ZM104 195H105V197H104ZM231 195L233 196V198H232ZM200 196H202V195H200ZM2 197H0V198H2ZM40 197H42V198H40ZM84 197L81 198V199H84ZM95 197H97V198H95ZM188 197H189V199H188ZM252 197H254L256 199L255 195H253ZM252 197H249V198H252ZM8 198H10V197H8ZM13 198H11V200ZM16 198L18 199V201L20 199H22V198L19 199L18 197H16ZM39 198H40V200H42V199L43 200L39 202ZM257 199H260V198H257ZM87 200H88V198H87ZM89 200H88V202H90ZM18 201L16 200L17 203H21V201L20 202H18ZM92 201L94 203H92ZM13 202L11 204H13ZM16 202H15V205H16ZM22 203L21 204H17V205L21 206V205H23ZM187 203L189 205H186ZM192 203H195V206ZM240 203H239V205H240ZM190 204L193 205V206H191ZM24 206H22L23 208L21 207L23 210H24ZM186 206H188V207H186ZM243 207H244V205H243ZM256 207H257L256 208V210H257L259 208L258 204L256 205ZM263 207H264V204H263ZM252 208H249V210L252 209ZM199 209H201V207ZM204 209H205V207H204ZM196 210H198V209L196 208ZM19 211H21V210H19ZM24 211H22V212H24ZM199 211L202 212L201 210H199ZM238 211H241L243 213L238 212ZM251 212H252V210L250 211V213L248 212L246 214H248V215L250 214V217H251V214L255 213L256 211L254 210L252 213ZM12 214H13V212H12ZM206 214H208L207 216L209 217L207 219L205 217ZM214 215H216L217 217L215 216V218L213 219ZM10 216H12V215H10ZM14 217H15V215H14ZM229 217H226V218H229ZM250 217L248 216V219H250ZM259 217H261V220H262V218L264 219L263 214H262V216L261 215L258 216V218ZM230 218L228 220H229V222L231 224ZM238 218H240V217H238ZM15 219L16 220L20 219V220L16 221ZM208 220L206 221V223L210 222ZM228 220H226V221H228ZM235 220L237 221V218L232 220V221H234L233 223H236ZM240 220H242V218H240ZM220 221H222V220L221 219L218 220V224H219ZM242 221H240L239 223H241ZM245 221H246V219H245ZM2 222H1V225H2ZM215 222H213V223H215ZM223 222L220 223L222 226L219 224V226H221V228H219L217 222H216V227H215V224H213L214 226H212V223H211V227L212 228L210 227V230L208 229L209 226H210L209 225L210 223L209 224L207 223V225L205 224L206 225V229L208 231H210V233L212 232L210 235H213V231L212 230L218 228V230L216 229L218 233H222V234H224V236L225 235L227 236L229 232H232V230H230V227L225 226V225H229V224H226L225 222L224 223ZM238 222L236 223V225L238 224ZM259 222H260V220H259ZM140 223L142 225H140ZM222 223L224 224L225 227L229 228V232H226L228 229L225 228ZM242 223L239 224L238 226L247 224L248 226L246 225V227L248 228L249 225H250L249 224L250 222H248V220L246 221V224H242ZM251 223H252V225L254 224V226L257 225L256 224L257 222H251ZM261 223H262V221H261ZM263 223H264V221H263ZM130 224H128V226H130ZM14 225H15V227H14ZM196 225H198V226L196 228H194ZM234 225H232L231 228ZM2 226H5V225H2ZM192 226H193V228H190ZM201 226H203V225H201ZM9 227L7 229H11ZM203 227H201L199 229L202 230ZM213 227H215V228L213 229ZM223 227L225 228V231H224ZM247 228H246V231L248 230ZM251 228L249 227V233H250ZM132 229H133V227H132ZM206 229H204V231ZM220 229H222L223 232H220ZM216 230H214V232H216ZM1 231H0V233H2ZM9 231H7V232H9ZM141 231L139 230V232H141ZM204 231L202 230L203 233L201 231H199V233H201L200 236L198 235L199 234L198 232H197L198 234L194 233L195 235H198L200 237V239H201L200 243L204 239V238H201L202 234L204 236V233H205ZM187 233H185V234L190 236L189 235L190 232H187ZM216 233H214V236L215 237H216V235L219 236ZM225 233H227V234H225ZM255 233L257 234V232H255ZM6 234H9V233H6ZM6 234H4V235L2 234V235L5 237V236H7ZM10 234H11V232H10ZM129 234H130V232H129ZM251 234H253V233H251ZM207 235L208 234L205 233V237ZM0 236H1V234H0ZM3 236H2V238L0 237V241L1 242L4 241L3 240ZM146 236L144 238H146ZM165 236H166V238H164ZM167 236H171V237L167 238ZM179 237H177V238H179ZM208 238H205V239H207V241L209 239H210L209 241H212L211 238H209V239ZM104 239H103V241H104ZM153 239H154V241H153ZM175 239H176V237H175ZM109 240H107V243L109 242ZM149 240H147V241H149ZM162 240H161V242H162ZM78 241L82 242L83 245H81V242L79 244V245H81L80 247H82V248H78L79 247ZM114 241H111V243L114 244ZM117 241H119V240H117ZM209 241H208V243H209ZM204 242L206 243L205 245H208L206 240L205 241L203 240L202 243H204ZM215 242H217V239H216ZM104 243L106 244V241ZM111 243L109 242V245ZM2 244H0V245H2ZM198 245H196V246H197V248L198 247L199 248L195 249V251L203 249V248L200 247L202 244L201 245L198 244ZM205 245L203 244L204 247H206ZM154 246H155V244H154ZM221 246H220V248H221ZM29 247H30V249H28L29 252H27L26 248H29ZM183 247H186V246H183ZM100 248H102V245H101ZM97 249H98V251H97ZM4 250L2 249V251H4ZM23 250H25L26 253H24ZM201 251L203 252V250H201ZM201 251H198V252H201ZM193 252L194 251H192V253ZM56 254H58L57 257L60 256V258H62L60 262H57L59 260L54 257V255H56ZM98 254L96 256H98ZM261 257H263V260H264V254ZM261 257H260V259L258 258L259 259L258 262L260 260H262ZM54 258L57 261H55ZM88 259H90V260H88ZM263 260H262V262H263ZM93 261H95V260H93ZM253 263H254V261H253ZM256 263H257V260H256ZM90 264H93V263L90 262ZM257 264H259V263H257ZM260 264H264V262L261 263V261H260Z\"/></svg>",
    "mask_w": 264,
    "mask_h": 264
},
{
    "label": "rangeland",
    "instance_id": "obj_2",
    "mask_svg": "<svg viewBox=\"0 0 264 264\" xmlns=\"http://www.w3.org/2000/svg\"><path fill=\"white\" fill-rule=\"evenodd\" d=\"M43 1H45L46 2V0H43ZM70 1H72V0H47V2L48 3H46V4H51V6L50 5H48V7L47 8H51L52 7V9H53V7H54V9L56 8V10H54L53 9V12H52V10L50 9V11L52 12V13H54L57 17H54V16H52L51 17V14L52 13H50L49 15H50V17H51V21L52 22H56V24H54V25H57V24H59L61 21H64V22H66V20L67 19H69V20H71L72 18L70 17V16H73V17H78L77 19L76 18H74V19H76V20H78L77 22H79V23H77L76 24V20H75V23H73L74 21H68V22H66V24H67V28L69 29L72 25H73V28L72 29H70L71 30V32H72V36H74L73 37V39L71 40L72 41V43H71V41H69L72 45L74 44H76V45H78L77 43H79V46H78V48H77V46L76 47H74V49H75V51L76 50H78V51H76V52H78L77 54H79V52H80V57H81V55H82V57H81V59H83V56H85L86 54H88L89 55V57H87L88 55H86L84 58L86 59H84L85 61H88V63H90L91 61H94L95 62V59L94 58H96L97 57V55H99L97 52H95V53H97V55L95 54V56L96 57H90V55L91 54H89V53H91V52H89V50L86 52V50L84 51V50H82L83 51V53L85 52V54H82V51H79V47H84V48H81V49H85L86 47L85 46H91L92 48H94L93 50H95V48L97 49V47L99 46V48H102L103 49V47H104V45H105V47H104V49L103 50H105V54L104 55H106V56H104V58L106 59V60H102L101 58H100V60L101 61H105L104 62V64H106V67L108 66V70H109V65H111L110 64V62L111 61H109L108 60V57L109 56H111L110 55V53H112V55L113 56H111V58H109V59H112L113 57L115 58V60L113 59V61L111 62V63H114L117 59V55H119L118 56V58H120V59H122L123 60V58H125V57H123V56H120V54H119V52H118V50L114 47V49L115 50H117V51H115V52H118V54H116V55H114L113 53H114V51H112L113 50V46L114 45H112L110 42H109V40L108 39H106V37H107V33H106V31L108 32V29L111 27L110 25H112L109 21L110 20H112V18L111 17H109V15L108 14H106L105 12L103 13L102 11L100 12V9H98L99 10V13H100V15H99V13H98V11H97V8L98 7H96V9L94 8V10H96L97 11V15L101 18V15H103V18H104V16H106L104 19H106L107 20V22H108V25L109 26H107V27H109V28H106V30L104 31L103 30V34L101 33V30L102 29H104L105 28V26H100V24H102V21L101 20H103V18H101V20L99 19V17L97 16V15H94L95 13V11L93 10V8H92V6L90 5V6H88L87 4H85L84 3V1L82 2V1H80V3L82 2L85 6L87 5V7H89L88 9H89V11H91L90 9H92V11H93V15L91 16V17H93V19L95 18V20L97 21V19H96V17L100 20L99 22H98V24L96 23V21L94 20V25L92 24L93 23V21H92V18L90 17V19L89 20H91V25H93V26H91L89 23V25H87V22H89V20L87 19L88 18V14L86 13L85 14V10L84 9H86V8H83V9H81L82 7H84V5H82V3L81 4H79V1H78V4H79V6H78V4H77V6H76V3H73V2H71V6H73V7H69V9L71 8H73L72 9V11H70L69 9H67V7L69 6L68 4H69V2ZM76 1V2H77ZM186 1V0H185ZM184 0L182 1H179V3H178V1L177 2H175V0H171L169 3H170V5H169V3L166 5V6H169L167 9H169V10H167V11H170V10H173L171 13H170V15L173 17V18H178L179 20L181 19L182 20V22H179L178 20V23L179 24H184L183 25V30H185V26H186V30L187 31H189V26H190V24L192 23V22H194V20H192L191 18H189V17H191V16H188V18L189 19H191V20H189L188 21V18L185 16V14L186 13H183L184 11H186L187 12V10H186V6H185V4H186V2H185ZM197 2H198V5H199V0H196ZM196 1H193V2H195L196 3ZM51 2V3H50ZM62 2V3H61ZM75 2V1H74ZM172 2H175V3H172ZM181 2H185V4H183V3H181ZM235 2H238L237 0H235ZM176 4V6L175 5H172V4ZM45 4V3H44ZM45 4V5H46ZM179 4V5H178ZM181 4H182V6H184V7H179V6H181ZM82 7H81V6ZM173 6V8L171 9L170 8V6ZM193 5H194V3H193ZM198 5L197 4H195V6L194 7H196V8H198ZM50 6V7H49ZM66 6V7H65ZM76 7H78L77 9H76ZM79 7H80V9H79ZM91 7V8H90ZM180 8V9H179ZM184 8V11L182 10ZM65 9V10H64ZM63 10L65 11L64 13V17H65V19H63L64 17H63V15H62V13H63ZM66 10H69V12H67V13H70L71 12V15L69 14V16L67 17V15L68 14H66ZM74 10L76 11H78V12H76L78 15L82 12V13H84L85 15H83L82 13V15H83V17L84 18H86V19H81V18H83V17H81L80 15L78 16V15H76L75 14V12H74ZM181 10V11H180ZM55 11V12H54ZM62 11V12H61ZM61 12V13H60ZM72 12H74L73 14L74 15H72ZM87 12H88V10H87ZM56 13H58V14H56ZM101 13H103V14H101ZM169 13V12H168ZM173 13H174V15H173ZM188 13V12H187ZM213 14H214V12H212ZM212 13L210 14V13H208V14H210V15H212ZM54 14H52V15H54ZM59 14H61L60 16H62V17H60V18H62V19H58V16H59ZM176 14V15H175ZM66 15V16H65ZM89 15H91V12H89ZM210 15H209V17H210ZM245 15V14H244ZM244 15L242 16V17H244ZM95 16V17H94ZM177 16V17H176ZM179 16V17H178ZM107 17H108V19H107ZM211 17H214L213 15L211 16ZM210 17V18H211ZM19 18V17H18ZM55 18H57V19H55ZM71 18V19H70ZM187 18V19H186ZM19 19H22L21 17L19 18ZM19 19H17L16 18V21L18 22H14V23H17L16 25L18 26H21L23 23H20L19 24ZM57 20V21H53V20ZM74 19H72V20H74ZM110 19V20H109ZM23 20V19H22ZM22 20H20V22H22ZM58 20L60 21L59 23H57L58 22ZM106 20H103V23H104V25H106L107 23L106 22H104V21H106ZM84 22L85 23V25H87V26H89V28H90V30H89V28H88V30H86L87 28H86V26L82 23V22ZM192 21V22H191ZM23 22H25V21H23ZM101 22V23H100ZM81 23V25H79ZM95 23H96V25L97 26H100V27H102L101 29H100V32H99V29H98V32H93V31H97V29H94V26H95V28H96V25H95ZM106 23V24H105ZM113 23V22H112ZM114 24V23H113ZM178 24V25H179ZM68 25H70V26H68ZM74 25H76V26H74ZM78 25H79V27L80 26H85L84 28H86V29H83V30H86V31H91V30H93V31H91L92 33H95V34H93L92 35V33L91 34H89V33H87V32H83V30L81 29H79L80 31H82V32H80L79 30H77V33H73V31H75L74 29V27H78ZM103 25V24H102ZM182 25H180V27L182 26ZM114 25H112V27H113ZM192 26H194L193 24H191V28L193 29V27ZM99 27V28H100ZM111 27V28H112ZM82 28V27H81ZM92 28V29H91ZM98 28V27H97ZM110 28V29H111ZM77 29V28H76ZM109 29V30H110ZM113 29H115V28H112V30ZM181 29H182V27H181ZM192 29H190V30H192ZM66 31H64V35L66 34V35H70L69 37H72L71 36V33H70V30H67V29H65ZM111 30V31H112ZM69 31V32H68ZM111 31H109L108 32V34L109 33H111ZM105 32V33H104ZM68 33H70V34H68ZM78 33H80L79 34V36L81 37V41H79V42H77V43H73V41H74V39H76L77 38V41H78V39L80 40V37L79 36H77L78 35ZM82 33H84L83 34V38H82ZM86 33V34H85ZM98 33V34H97ZM75 34H76V36H75ZM100 34H101V36H100ZM84 35H88V37H87V39H90V42H89V44L87 43V39L85 40L86 41V43H87V45H83V44H85V43H83V40L86 38H84ZM104 35V37L105 38H103L105 41H107V42H103V41H101V39H102V36ZM90 36H92V37H90ZM100 36V37H99ZM109 36V35H108ZM2 37V36H1ZM66 38V40H69L68 38L69 37H67V36H65ZM90 37V38H89ZM96 37H98V39L99 38H101L100 39V41L103 43V44H100V45H102L101 47H100V45H98L97 47L95 46V45H97L98 43H101V42H99V40H96V43H95V45H94V47L92 46V45H90V43H92L93 41H95V39H97ZM107 38H110V36L109 37H107ZM2 38H0V40H1ZM94 39V40H93ZM93 40V41H92ZM92 41V42H91ZM1 42V41H0ZM66 42H68V41H66ZM74 42H76V41H74ZM81 42H82V44H81ZM107 43H109V44H107ZM82 46H81V45ZM112 46H111V45ZM73 45V46H74ZM252 45L253 44H251V43H247V44H245V45H241L240 47H241V49L238 47H236L237 48V54H239L238 52L240 51V54H241V52H243L242 50H244L245 48L244 47H246V49H245V51H244V53L246 52V50H247V54L245 53H242L241 55L239 54L238 56L241 58V59H243V58H250V60H251V62H252V59H257V58H259V56L261 57L263 54H264V50H263V47H260L261 46V43H260V46L259 45H257V48L255 47V51H252L251 50V47H252ZM107 46H109V47H112V50H110L109 49V47H108V49L106 48ZM91 47H88L89 49L91 48ZM242 47L244 48V49H242ZM261 48V51H262V55L261 54H259V53H257V52H260L259 51V49ZM88 48H86V49H88ZM92 48L90 49V51H92ZM234 46L232 47V49H230L229 48V51H231L232 50V52H236V51H234V49H236V48H234ZM259 48V49H258ZM73 48H72V50H71V52H73V50H74ZM106 49H107V51L109 50L110 51V53H109V51H108V53H109V55H107V51H106ZM256 49L258 50L257 52H256ZM74 51V54H76V52ZM112 51V52H111ZM89 52V53H88ZM94 52L92 51V53H93V55H94ZM221 52H223V54L226 52V50H221ZM221 52H219V54L221 53ZM69 54V53H68ZM73 53H70V55H72ZM73 54V55H74ZM77 54H76V56H77ZM256 54V55H255ZM259 54V55H258ZM69 55V56H70ZM78 55V56H79ZM77 56V58H80V57H78ZM92 56V55H91ZM244 56H246V57H244ZM264 56V55H263ZM262 56V57H263ZM68 57V56H67ZM72 57V56H71ZM88 58V60H87V58ZM121 57H123V58H121ZM212 57H214V56H211V58H210V56H209V58H206V60H208V61H210L211 59H212ZM89 58H91L92 60H89ZM98 58H99V56H98ZM2 59V60H1ZM0 59V62L2 63V64H6V66H7V62H6V59L7 58H1ZM97 59V58H96ZM120 59H118V61L120 62ZM253 60V62L252 63H250V67H251V65H253V63H254V61L255 62H258V63H256L255 64V66H256V69L255 70H253L252 69V71L250 70L249 72H248V70L249 69H247V73H254V72H256L257 70H259L260 69V67H259V62H261V61H256V60ZM260 59H263V58H260ZM8 60V59H7ZM10 60V59H9ZM8 60V61H9ZM125 60V62L128 60L129 61V63H130V65H129V63H128V65H127V63H124V61H122L123 63H124V65L122 64V62H115L114 64H112L111 66H112V68L110 67V71H108L104 66V64L102 63V65L101 64H98L99 65V68L101 69L102 68V66L104 67V71L102 70H100L101 72H100V74L98 73V69H96V71H97V73H96V71L95 72H88L89 70V68L88 67H86V66H84L85 68H88L86 71H87V73L86 72H84V67L83 68H81L80 67V65H82V64H77V67H76V65H74V63H75V59H74V63H73V65L77 68H75L74 66V69H76V79L75 80H77L78 82H80V81H83L82 83H83V85H85L84 87H81V88H77V92H76V94H78V92H79V94L76 96V94L75 95H73V96H71V94L69 95V96H71V98L73 97V101H75V100H80V102L78 101L77 103H79V107H80V103H81V105L83 106V104L84 103H86L85 104V107H86V105L88 104V101L90 100L91 102H95V100L93 101V100H91V98L94 96L93 94H98V96H96V102L97 101H99L100 103H98L97 102V104H96V102L95 103H93V105L95 106V109H93V105H92V103H91V105H89L90 107H92V111L91 112H93V110L95 111L94 113H92L91 114V112L89 113L88 112V114H86V112L87 111H90V109L89 110H86L87 108H85L84 106V109L85 110H83V107L81 106V108H82V112L84 113V114H86V116H87V118H89V121L90 120H92V118L94 119V120H96V121H92L94 124H96L95 122H99L100 120H103V121H101L99 124H96V125H100V127H103V126H105V125H103L104 124V122H105V124H107V126L106 127H108V126H110V129L109 128H106L105 130H104V127L102 128L104 131H100V129H97V130H94L95 132L97 131V133L99 132V134H100V132H101V134L103 135V137L105 136L104 134H106V132L107 131H109V130H114V129H118V132H121L120 134H122V136H123V133L122 132H124V131H126V132H124V134L126 133L127 134V131H129L130 129L129 128H131L132 127V129H131V131H132V135L130 134V132L131 131H129L128 132V134L129 135H131V136H133V134H134V137L135 138H133V139H139V140H137V141H139V142H141V145L143 144V146H140L139 144H138V142L137 141H133V142H131V139H132V137L131 136H128V134L126 135V138H123L124 139V141H125V139H126V143L127 144H130V145H127V149H121L122 151H131L129 154V156H128V154L126 155V153L125 154H123V153H121V154H123V156H121L120 154H119V151L121 152V150H119V148H125L124 147V145H122L121 143H119L120 144V146H123V147H120L119 146V148H118V146H116L117 147V150H115V147H113V149L111 148V149H109L110 151H108V149L107 148H103L102 149V151L101 150H99V152H98V157H99V155L101 154V156L100 157H102L103 155H102V153L104 152L105 153V150L107 149V151H108V153L110 152V154H113L112 152H114L115 154H113V155H110L112 158H110L109 157V155H108V153H107V155H108V157H107V155H106V157L107 158H109V160H113L114 158V163L113 164H115V162H118V159H119V162H120V164H121V166H123V167H125L126 165L124 164V163H126V162H130L129 160H131V158L134 156H136V158H137V160H138V157L137 156H139V158H140V156L146 151V157L147 156H153L154 154H156V152L157 153H159L157 156H163L164 158H161V157H158L159 159H163V161L165 160V161H167V159H170V161L172 160L171 158L173 157L172 156V154H173V152H171V149H173V145H172V143H173V139H171V140H173V141H171L172 143L170 144L172 147H171V149H170V151H169V147H170V145H168L169 144V142H168V144L166 143V145H163V143L164 142H162V141H170L169 139L170 138H174L175 139V137L177 136V137H179L178 138V140H175L176 142L177 141H179V139H181L182 140V137H180V135L181 136H183V138H184V136L185 137H188V136H190L191 134L190 133H192V132H187L188 131V127H189V125H190V127H189V130H191V127H193L192 128V130H193V134H192V136L194 137L195 136V132H197V135H201V134H204V133H201V134H198V131L200 130V129H198V127L199 128H201V129H203L202 128V124H203V126H205V125H207V127H205V128H207L208 130L210 129V133H207V131L205 130V131H203V132H205L206 133V135H208V136H210L211 137V140L212 139H214V143L213 142H211V140H210V143H208L207 144V149H206V152H208V153H206L205 151H204V153H205V155H204V159L205 160H203V155H201L202 157H200L199 159L202 161H204V163L206 164L207 163V165L209 166V168L207 167V166H205V164L203 163V161L201 162V161H199L200 163H202L201 164V166L203 167V169H206V171H207V173L208 172H210L209 173V175H207V177L208 176H210V179H209V177L207 178V177H205V174H207L206 173V171H204L205 172V174H203L200 178H202L203 176V178H207L208 180H209V182H208V180L206 179L205 181H206V183L205 182H203V184H205V186L207 187V188H209V189H211V194L210 193H208V196H205V195H207V194H198V196H197V198H198V202H199V204L198 203H196V206H195V203H192L198 210H196V208L194 207L193 209H194V211L191 209H189V208H192V207H188V206H186V207H188V208H186L189 212H193L192 214H194V212L196 211L197 213L199 212L201 215H203L202 213L203 212H207L208 211V209L210 210L212 207L214 208V206L211 204V207H210V205H208V204H210V203H213L212 202V199H211V197L213 198V201L216 199V197H215V195H216V193L214 192L215 191V182L217 181V180H225V182H227L228 184L230 183V185H235L236 187L238 186L239 187V189L237 190L238 192L237 193H231V194H235L236 196H239V198L241 199V198H243L244 199V196L246 195V194H241L240 193V191L239 190H241V189H243V188H245V186H248L247 187V189L245 188L244 190H246V191H250L251 190V194L249 193H247L246 191H244L245 193H247L248 195H247V197H248V199L247 200H242V202L244 201H247V203H248V206H249V203L250 202H254L253 200H251L250 201V199H254L255 200V209L254 208H252V203L250 204V207L249 208H252V209H250L249 210V208L247 209V207H245L246 205V203L244 204V202L242 203L241 201H239V199H237L236 198V196H235V198H234V200H238L239 202H238V206H236V207H239V208H237V209H241L240 207H241V205L243 204L244 205V207H243V205H242V209L243 208H245L244 210H243V212L245 213V210L247 209L248 210V212L250 213V211L252 210V212L255 210L256 212L255 213H252L251 214V217H250V214L248 215V214H246V213H248L247 211H246V213L244 214L245 216H243V215H235V214H233V213H231V214H229L232 218H230L229 216H226V217H229L230 218V221H231V224L234 222V221H232L233 219H236L237 218V221H236V223L240 220V218H242V220H240V221H242L241 223L242 224H246V221L248 220V222H250L249 224V227L251 228H255L254 230L251 228V230L253 231H251L250 230V233H249V227L247 228L246 227V225H240V226H238L239 224H241V223H239L238 222V224L236 225V223H233L232 225H234L232 228H231V224H230V222H229V218H226V217H221V216H219L218 218H220L222 221H220L219 222V224L221 223V222H223L224 220L226 221V220H228V221H224L226 224H229V225H225V226H228V227H230V230H232V232H229V228L228 227H225L224 226V222L222 223L223 224V226L225 227V228H227L228 230L226 231V232H229L228 233V235L226 236H224V234H222V233H218L217 232V230H218V228H216V229H214L215 227H216V222H217V224H218V220H220V219H214L215 218V216L217 215L216 213V215H214L213 216V219L216 221H214V220H210L211 218H212V215L214 214L213 213V211L212 212H209L208 214H210V213H212V215L210 216L209 215V217L207 216L208 214H206V219L207 218H209V220L208 221H210V222H207L210 226H209V230H210V227H211V223H212V226H214L213 224H215V227H213V229L214 230H216V232H214V230H212L213 231V235H210L211 233H210V231H208L207 229H206V225H207V223H206V221L207 220H205V223H202L201 225H203V226H199V227H197L198 225H196L194 228H196L197 227V231H196V233L198 232L199 233V231H201L202 232V230L204 231V229H206L204 232L205 233H207L208 235L205 237V233H204V236H203V234H202V236H201V238H204L203 240L205 241L206 240V242H207V244L208 245H205L206 243L204 242V243H202L203 242V240H202V242L200 243V235H201V233H197L198 235H195L196 233L194 232V229H191L192 231H190V229H189V231H187V232H190L189 233V235L190 236H188L187 234V232L185 231L184 232V234L182 233L181 235H186V236H184V237H182V239H180V235L179 236H174V237H171V236H167V238L168 237H171V238H173V240H171L170 239V241H169V238H168V241L166 240H162L163 239V237L162 238H160L158 241L160 242H157L156 240L154 241V239H153V241L155 242H153L154 244H155V246H154V244L149 240V238H148V236H146V238H144L145 236H144V234H142L143 232H144V230L143 231H141L142 229H140L141 228V226H139L137 223V225L135 226L134 224L131 226V224L130 223H128V224H130V226H128V224H126L125 223V225L124 226H122V225H119L118 226V228H116V229H114L112 232H114V231H116V232H118V236L117 237H115V239H116V241H114V239L112 238L113 236H111V237H106V235H108L107 233H111L110 231H107L106 233H104L105 234V239L102 237V239H100V242H101V240H102V244L100 243L99 244V246L101 247V245H102V248H100L99 246H98V248H99V250H100V253H99V251H98V249H97V251H98V253L96 252V255L98 254V256H96V255H94L93 256V260H95V261H91L90 259H88V260H90V262L91 263H93V264H257V263H259L260 264V261H261V263H263L264 262V260H263V257H261V256H263V254H264V223H263V221H264V219L262 218V220H261V217H259L258 218V216H262V214H263V217H264V207H263V202H264V118L261 120V118L264 116V92H263V94H262V92H261V94H262V96L263 97H257L258 95L256 94H252L253 92H251L250 93V91L251 90H254V93H258V94H260L259 92L260 91H262L264 88H262V90H261V86L260 85H262V87H264V84H262V82H264V81H259V82H261L260 83V85H257V86H255L256 87V89H257V87H259L260 86V91L258 92V89L256 90V89H254L253 87V83H252V81L255 83H258L259 84V82H257V81H255L254 79L255 78H257L258 76V74H260V72L258 73V72H256V74L257 75H255V78L254 79H251V81L248 79V78H246L248 75L246 74V73H244V76H242L245 80H243V84H244V81L246 82V84H245V86H247V90H248V86L249 85H247V84H249V83H251L250 84V88H253V89H251L250 90V88H249V94H251V95H248V93L246 94L245 93V91H244V89L243 88H239V90H238V83H239V86L241 85V83H240V81L238 82V83H236L235 85L234 84H232V85H234L233 87H235L233 90L234 91H232V85H230V84H228V82H227V84H225V82H226V79L229 81V79L227 78V77H224V78H221V79H224V81L223 80H221V79H219V80H221L224 84H222L221 83V81H219V80H217V82H219V83H215V82H213V84L212 85H206L207 87H210L211 89H212V91H211V89L210 88H206L205 86V88L209 91L208 93H210V92H212V94L211 95H209V96H212L213 95V98L212 99H214V101H213V104H211L212 106H210V109L213 111V113L212 112H208L207 111V109L209 108V106H208V108H207V106H206V104H207V100L210 98H208L207 97V100L205 99V101H202V102H204V104H205V106H204V104H202L200 101H196L197 102V105H198V107L197 108H195L194 107V109L192 108V112H191V114H190V112H189V114L187 113V115H193L194 116V118H193V116H190V118L192 119V121H193V123L192 122H190L191 121V119L189 118V117H187V116H185V117H187L188 119H190L189 121H188V119H187V121H186V118H184V115L185 114H183V113H181V112H187V111H185V108H190V107H192L193 106V104L194 103H196L195 101L194 102H189V104L191 105V106H188L189 104L186 102V98H185V102H184V99H182V98H179V97H181L183 94H182V87L180 86V82H178V83H175L173 86H172V88H171V90L169 89L171 86H169V88H164L163 90H161V92H163V94H164V92H166L168 89L173 93V92H175V93H173V94H175V96H177L178 97V99H177V97L174 99V95H172V93L169 91H167L168 93L166 94V95H168V96H170V98H171V100L174 102V100H175V102L176 103H178L179 102V104L178 105H180V106H178V105H176V103L174 102V103H172V101H171V104H170V106L172 105V107H175V109L177 108L178 110H179V108L180 109H184V111L182 110L181 112H179V114H183V115H179L178 113H177V111H171V110H169L170 109V107H169V111L166 113L167 115L166 116H168V117H173L174 115L172 114H170V116L168 115V113L171 111L172 113L173 112H176V113H174L175 114V118L174 119H172V118H170L169 119V121L167 122V124L169 123V122H171L170 123V125L168 124V125H166V123H164L163 125L165 126V130L167 129L166 128V126L167 127H169L168 128V131L166 130V132H165V130L163 129V128H161V129H163V130H161L160 129V125H162V121H159V119H160V116L161 115H163L162 114V112L160 113V112H157V113H154V119H155V123L154 124H156L157 123V125H158V123H159V125H158V128L157 127H155V125L154 124H152V125H154V127H155V129L154 128H151V135L150 136H153V134H155L156 135V133H155V131H152V130H157V129H159V133L158 134H161L160 132H162V134L165 132V134L164 135H166L165 137H162V136H159L158 134V136L156 135V137H152V138H154V139H152L151 138V140H153V141H151L150 139L148 140L147 138H150V136H149V124L151 123V121L153 120V117L152 116H149V115H151L152 114V112H149L150 114L148 115L147 114V110H145L146 109V105H144L145 107H143V106H140V105H143L144 103H147L146 101H149V97H150V94L152 95L153 93L154 94H156V91L158 92L159 90H156V91H154V89L153 90H151L152 92H150V90H148V91H146L145 89H141V87H140V90L141 91H143V92H141V94H140V90H138L139 89V86H138V88H136L137 87V85H136V83L134 82L135 80V78L133 79L134 81H132L131 80V77H133L134 75L133 74H136L137 75V73H138V71L136 70V73H133V71L135 72V70L134 69H138V63H137V61H135V63L138 65L136 68H134V66H136V64H134V63H132V62H134V60L133 59H131V58H129V57H127V59L125 58L124 59ZM257 60H259V59H257ZM3 61H5L4 63H3ZM28 62H30V61H28ZM27 61H26V63L27 64H29ZM108 62H109V65H108ZM263 62H264V59H263ZM87 63V64H88ZM92 63V62H91ZM98 63H99V60H98ZM262 63V62H261ZM260 63V64H261ZM68 64V63H67ZM93 64V63H92ZM30 65H32L31 63H30ZM30 65H28V66H30ZM79 65V66H78ZM132 65V66H131ZM134 65V66H133ZM117 66H118V68H117ZM127 66V67H126ZM131 66V67H130ZM261 66H264L263 64H261ZM78 67L80 68V69H78ZM187 67H189L188 69H186V68H184L182 71H184L183 73L186 75V76H188L187 78H191V71H192V68L190 67V65L189 66H187ZM253 67V66H252ZM251 67V68H252ZM259 67V69H257ZM129 68H131V69H129ZM134 68V69H133ZM255 68V67H254ZM261 68H263V71H264V67H261ZM83 69V70H82ZM77 70H79L80 72H83V73H81V74H79L80 72L79 71H77ZM82 70V71H81ZM112 70V71H111ZM129 70V71H128ZM188 70V71H187ZM254 71V72H253ZM259 71H261V75H259V78H261V79H259V80H262V79H264L263 78V71H262V69L261 70H259ZM104 72H106V73H104ZM112 72H114V73H112ZM121 72V73H120ZM84 73H86V74H84ZM89 73H90V75H89ZM105 74V75H103V74ZM112 73V74H111ZM116 73V74H115ZM192 73H193V71H192ZM80 76H79V75ZM99 74V75H98ZM107 74V75H106ZM184 74H183V76H184ZM190 74V75H189ZM78 75V76H77ZM87 75H88V78H89V76H90V79H88L87 78ZM98 75V77H96ZM114 75V76H113ZM131 75V76H130ZM135 75V76H136ZM182 75V74H181ZM247 75V76H246ZM250 75V74H249ZM252 75V74H251ZM250 75V76H251ZM93 76V77H92ZM100 76V77H99ZM186 76H185V78H186ZM192 76H193V74H192ZM262 76V77H261ZM95 77V78H94ZM113 77V78H112ZM120 77V78H119ZM249 77V76H248ZM254 77V76H253ZM80 78V79H79ZM85 78H86V80H85ZM92 78H94V79H92ZM104 78V79H103ZM110 78V79H109ZM116 78H117V80H119V79H122V80H119V81H117L116 80ZM184 78V77H183ZM252 78V77H251ZM100 79L101 80H103L104 82H105V84H104V82L103 81H101L100 82ZM109 79V80H108ZM111 79H113L112 81L113 82H115L116 83V85H119V86H117L116 87V85H115V83H113L112 81H111ZM258 79H256V80H258ZM90 80V81H89ZM116 80V81H115ZM247 80H249L250 82H248L247 83ZM31 81V80H30ZM34 80H32L31 82V84H27V88L28 87H30L31 88V90H29L30 88H28V90H29V92L30 93H33V92H36L37 91V94H35V95H38L39 93H40V89L38 88V86H40L39 85V83H38V81H36L37 83V85L35 84V81L33 82ZM75 82V83H78V82ZM86 81V82H85ZM92 81V82H91ZM98 81V82H97ZM242 81V80H241ZM91 82V83H90ZM94 82V83H93ZM112 84H111V83ZM135 84H134V83ZM177 82V81H176ZM30 83V82H29ZM85 83V84H84ZM90 83V84H89ZM97 83V84H96ZM130 83V84H129ZM215 83V84H214ZM221 83V85H219ZM229 83H232V82H229ZM234 83V82H233ZM107 84V85H106ZM114 84V85H113ZM133 84V85H132ZM178 84V85H177ZM36 85V86H35ZM92 85V86H91ZM130 85V86H129ZM136 87H135V86ZM175 85H177L176 87H175ZM215 85H217L216 86V89L218 88L219 90H215V89H213V87L212 86H214V88H215ZM227 85V86H226ZM230 85V86H229ZM34 86L37 88H34ZM90 88H89V87ZM108 86H109V88H108ZM129 86V87H128ZM242 86V85H241ZM253 86V87H252ZM111 87H114V88H111ZM126 87H127V89H126ZM134 87V88H133ZM178 87V88H177ZM180 87V88H179ZM226 87V88H225ZM230 87V88H229ZM34 90H33V89ZM83 88H85V89H83ZM93 88V89H92ZM175 88V89H174ZM205 88H204V91H203V88H202V91L205 93ZM220 88H221V90H220ZM39 89V90H38ZM94 89L96 90V93L94 92ZM98 89H100V90H98ZM108 89V90H107ZM131 89H132V91H131ZM174 89V90H173ZM177 89V90H176ZM231 90V92H230V90ZM102 90H104L105 91V93H104V91H102ZM115 91V94L113 95V93H114V91ZM120 90H122V91H120ZM134 90V91H133ZM135 90H137L136 92H135ZM214 90L216 91V93H214ZM240 90H243L244 92H240ZM247 90H246V92H247ZM33 91V92H32ZM109 91V92H108ZM110 91H111V94H110ZM117 91H118V93H117ZM124 91V92H123ZM154 91V92H153ZM177 91V92H176ZM179 91H180V93H179ZM218 91L220 92L221 91V93H219L218 95H215V94H217L218 93ZM102 92H103V94H102ZM121 92V93H120ZM123 92V93H122ZM139 92V93H138ZM149 92V93H148ZM160 92V91H159ZM99 93H101V94H99ZM128 93V94H127ZM138 93V94H137ZM144 95H143V94ZM180 95H179V94ZM223 93V94H222ZM240 93H242V94H240ZM245 95H244V94ZM134 94V97L132 96ZM148 94H149V97L147 98V96H148ZM170 94V95H169ZM182 94V95H181ZM206 94H207V91H206ZM230 94V95H229ZM240 94V95H239ZM261 94H260V96H261ZM105 95H107V96H105ZM109 95V96H108ZM116 95V96H115ZM141 95V96H140ZM171 95H172V97H173V99H172V97H171ZM223 95V96H222ZM229 95V96H228ZM248 95V96H247ZM74 96H75V98H74ZM111 96H113L112 98H111ZM207 96H208V94H207ZM215 96H217L216 98H218L219 97V99L221 100V102L223 103H221V104H218V103H215V100H217V101H219V99H216L215 98ZM226 96V97H225ZM243 96V97H242ZM245 96V97H244ZM255 96V97H254ZM90 97V98H89ZM97 97H100V98H97ZM109 97V98H108ZM125 97V98H124ZM142 97V98H141ZM153 97V96H152ZM183 97V96H182ZM221 97V98H220ZM223 97H225L226 99L224 100V98ZM252 97H254V98H252ZM70 98V97H69ZM69 99V100H72V99ZM94 99H95V96L93 97ZM102 98L103 99H105V98H107L108 100H102ZM138 98V99H137ZM146 98H147V100H146ZM228 98V99H227ZM244 98V99H243ZM246 98V99H245ZM250 98V99H249ZM255 98H257V100L255 99ZM261 100H260V99ZM98 99H100V100H102V101H100V100H98ZM110 99H111V101H110ZM180 99V101H178ZM212 99H211V102H212ZM253 99H255V100H253ZM88 100V101H87ZM113 100V101H112ZM115 100V101H114ZM146 100V101H145ZM181 100H183V102L181 101ZM258 100H259V102H258ZM73 101H71L70 103H71V105L72 104H75ZM87 101V102H86ZM135 101V102H134ZM209 101V103H210V99L208 100ZM224 101V102H223ZM227 101H229V103L227 102ZM0 102H1V100H0ZM73 102V103H72ZM76 102V101H75ZM109 102V103H108ZM116 102V103H115ZM127 102V103H126ZM140 102H144L143 104L142 103H140ZM220 102V101H219ZM3 103V102H2ZM89 103V104H90ZM103 103V104H102ZM113 103V104H112ZM199 103L200 104H202V106L203 107H206L205 109L206 110H204V112L202 113L201 111L203 110V107L201 108V107H199V106H201V105H199ZM208 103V105H210ZM214 103H215V105H214ZM228 105V104H230V105H228V106H226V108H225V105L226 104ZM116 104V105H115ZM137 104V105H136ZM184 104H188L185 108H183L184 106L183 105ZM225 104V105H224ZM247 104H249V105H247ZM0 105H2V104H0ZM71 105H70V107H71ZM99 105H100V107H99ZM121 105V106H120ZM174 105V106H173ZM181 105H182V107H181ZM196 104H195V106H197ZM216 105H218L219 107L221 106V105H223V106H221V109H219V107L217 108V109H219V110H217L216 112H215V106ZM251 105H252V107H253V109L254 110H256V111H254V113L256 112V113H258V116H259V112L260 113H263V116H261V118H259V120L260 121H258V119L256 118V120H254L255 119V117H257V115L255 116L254 114L253 115H251V112H253V109H252V107H251ZM262 105V106H261ZM74 106V108L72 109V110H74L75 109V106H76V104L75 105H73ZM72 106V107H73ZM88 106V107H89ZM103 106V107H102ZM116 106V107H115ZM176 106H178V107H176ZM231 106V107H230ZM250 108H249V107ZM78 107V104H77V106H76V108ZM78 107V108H79ZM110 107V108H109ZM122 107V108H121ZM140 107H143V108H140ZM77 108V109H78ZM81 108H79V112H76L77 111V109L75 110V112L76 113H80V109ZM99 108V109H98ZM145 108V109H144ZM188 108V110L190 111V109ZM223 108V109H222ZM229 108V110L230 109H232V110H228V111H225V110H227ZM249 108V109H248ZM263 108V109H262ZM70 109V111L72 112V110ZM110 109V110H109ZM121 109V110H120ZM125 109V110H124ZM136 109V110H135ZM142 109H144L145 111H147L146 113L145 112H142V113H138L140 110L142 111ZM175 109H172V110H175ZM202 109V110H201ZM239 109V110H238ZM251 109H252V111H251ZM120 114H118L116 111ZM139 110V111H138ZM198 110V111H197ZM223 110V111H222ZM248 110H250V112L248 111ZM3 111V112H2ZM4 109H2V107L0 106V117L1 118H3V119H0V124H4L5 122H4V120H5V116H8V112L6 113V114H4ZM69 111V110H68ZM69 111V112H70ZM86 111V112H85ZM101 111H103V112H101ZM106 111V112H105ZM123 111L125 112V115L123 114ZM138 111V112H137ZM140 111V112H141ZM196 111V112H195ZM199 111H200V113H199ZM6 112V111H5ZM129 114H128V113ZM136 112H137V114H140V117H141V114H143L142 116V118H145V117H147L146 118V120L145 119H142V118H140L139 116L138 117H136L137 119V121L139 120V118L142 120V123H141V127L142 126H144L145 127V124H143L144 123V121H146L147 122V127H146V129H147V132L145 133V131H146V129L145 130H140V133H141V135H142V139H140L139 137H141L140 136V134H138L139 133V127L137 128V126H138V124H140V123H138L137 121V123H136V125H134L135 123L132 121L133 119L131 118V117H133V118H135V114H136ZM215 112V113H214ZM248 112V113H247ZM74 112H72V113H69V114H73ZM114 113H117V115H113ZM127 113V114H126ZM133 113H134V115H133ZM145 113V114H144ZM160 113V115H158ZM197 113H198V115H197ZM212 113V114H211ZM217 113H218V115H217ZM245 113V114H244ZM94 114V115H93ZM165 114V113H164ZM176 114H178L180 117H181V119H182V116H183V120H181L180 119V117L178 118V117H176L177 115ZM200 114V115H199ZM221 114H222V117H221ZM244 114V115H243ZM83 114L82 113H80V116H78L77 118H81L79 121L81 122H83V124L85 125L87 122H89L88 121V119L86 118V116L85 115H83L84 116V118H85V120L87 121H84L83 119V116H82ZM90 115V117H88ZM91 115L92 116H94V117H91ZM112 115V116H111ZM132 115V116H131ZM145 115V116H144ZM147 115V116H146ZM157 115V116H156ZM196 115V116H195ZM216 115V116H215ZM242 115L244 116V117H242ZM261 115V114H260ZM74 116H76V115H74ZM104 116V117H103ZM121 117V118H123L124 117V119H125V117H127L128 119L130 118V120H128L129 122H127L126 121V119H125V121L126 122H124V119L123 120H121V118H117V117ZM129 116V117H128ZM152 117L151 118V121H150V119H149V117ZM218 116V117H217ZM238 116L240 117L241 116V118H239V119H241V120H238V119H235V118H238ZM255 116V117H254ZM100 117V118H99ZM111 119H109V118ZM116 119H118V120H116ZM157 117H159V119L157 118ZM161 117H164V119L163 120H165V115H163V116H161ZM168 117H167V119H168ZM254 117V118H253ZM260 117V116H259ZM91 118V119H90ZM98 118H99V121H98ZM180 119L182 122H184V121H186V125H188L187 127L185 126V124H184V126L186 127V129H182L184 126H183V124L180 122V120L178 121H175V119ZM218 118H220V119H218ZM224 118V119H223ZM251 118V119H250ZM105 119H106V121H105ZM116 121H115V120ZM132 119V120H131ZM156 119H158V120H156ZM167 119H166V121H167ZM109 120V121H108ZM114 120V121H113ZM160 120H162V119H160ZM223 120H228V123L226 122H224ZM232 120V122H231V124L233 125V124H237V122L238 121H241V123H243V124H245V125H241L240 124V122H239V124H240V127H241V132H240V137H238L237 139H239V138H241L242 136H243V139L241 138V140H236V138H235V141H234V139H233V142H232V138H233V135H234V137H236V135H235V131H236V129H234V130H232L231 128L233 127L231 124H229V121H231ZM236 120H238V121H236V123H234ZM243 120V121H242ZM78 121V122H79ZM107 121H108V123H107ZM112 121V123H110ZM123 121V125L120 123V122H122ZM140 121V120H139ZM154 121V120H153ZM152 121V122H153ZM159 121V122H158ZM215 121V122H214ZM248 121H249V123H251V124H249L248 123ZM77 122V123H78ZM81 122V123H82ZM85 122V123H84ZM91 121L89 122L90 124L92 123ZM103 122V123H102ZM117 122V123H116ZM118 122H119V124H118ZM150 122V123H149ZM164 122V121H163ZM175 122V123H174ZM178 122H180L179 124H178ZM217 122V123H216ZM225 123V125L227 124V125H229V127L231 126V128H228V126L226 127V126H224V123ZM246 122H247V124H246ZM81 123L79 124V126L81 125ZM92 123V125L91 126H93L94 127V129H96L97 128V126L95 125L94 126V124ZM125 123H127V125L129 126V123H131V126H129V128H128V126L125 124ZM161 123V124H160ZM189 123V124H188ZM215 123V124H214ZM219 123H220V125H219ZM222 123V124H221ZM6 127H3V128H7V129H2V128H0L1 130H0V141L2 142V141H6L5 143L3 142V145H1L2 143L0 142V152H3L4 151V153L3 154H1L2 156L5 154V156H4V158H6L8 155L7 154H9L10 152V155H9V157L8 158H10V156H11V158L10 159H14L15 157L16 158H18L17 157V155H15V153H18V152H15V150L17 151V150H21L22 148L20 147L21 145V143L24 141L22 138H19V137H21V135L20 134H18L17 133V135L12 131L13 130V128L11 127L12 125V123H7V120H6ZM82 124V125H83ZM110 124H112V125H110ZM120 124H121V127L122 126H124V124H125V126H126V128H128V129H126V128H124L123 129V127H122V129L124 130V131H120V129H121V127H120ZM143 124V125H142ZM172 124V125H171ZM176 124V125H175ZM180 124H182V125H180ZM218 125V127H217V125ZM238 124V125H239ZM249 124V125H248ZM11 125V126H10ZM83 125V126H84ZM87 125H88V123H87ZM87 125H85V127H83V129L81 130L82 131V133H80V134H82L81 136L83 137V134L85 135L86 134V132L87 133H91L90 135L89 134H87V138H88V135L90 136V138L92 139L93 137H91V135L94 133V134H97V133H95L92 129L93 128H90L91 130V132L90 131H88L89 130V128L87 127ZM103 125V126H102ZM151 124H150V126H152ZM174 125V126H173ZM179 125V126H178ZM208 125L210 126V128L208 127ZM215 125V126H214ZM221 125H223V126H221ZM1 126V125H0ZM124 126V127H125ZM163 126V127H164ZM176 126H178V128L176 127ZM196 126V127H195ZM211 126H213L214 127V129L215 128H217V130H218V128L221 130V129H225V130H221L220 131V133H222L221 135V138L220 139H223L224 140V143H225V145H223V144H221L222 146H219L220 145V143L221 142H223V141H221L220 139L219 140H217V138H215L216 136H218V134H220V133H218L219 131H215V130H212L213 128H211ZM246 128H245V127ZM14 127V126H13ZM81 127V126H80ZM96 127V128H95ZM99 126H98V128H100ZM120 127V128H119ZM140 127V128H141ZM162 127V126H161ZM182 127V128H181ZM85 128H87V130L85 129ZM114 128V129H113ZM195 128H197V130H194ZM204 128V129H205ZM230 130V133L231 134H233V135H231L230 133H229V131H228V129ZM234 128H236L235 126H234ZM133 129H134V131H133ZM143 129V128H142ZM176 130V132H178L177 134H176V132H175V130ZM180 129V130H179ZM244 129H246V130H244ZM3 130V131H2ZM8 132V130H10V132L9 133H6V131ZM80 130V128L79 129H77L76 130V132H77V134H78V136H76L77 138H74V139H76L77 141H81L80 142V144L82 143V141H83V143H84V145L83 146H81L78 142H76V143H78L79 145H80V148H79V151L81 152V150H82V155H80V152L79 151H77L78 153H79V155L77 154V156L78 157H74L75 155H76V153L77 152H73L72 151V155L73 154H75L73 157H72V155L71 154H69L68 153V146L66 147V153H65V157L66 158H71V160L73 159V158H76V160L77 161H79V162H82V161H80L79 159H81L82 158V156H83V153H87L88 151H90V150H88V148H89V146H91L92 147V144L95 142H99V140H96V141H94L93 142V139L91 140V139H86V140H88L89 142H87V141H85L84 140V137H83V140H80L79 138H81V137H79L80 135H79V131ZM83 130L84 131H86L85 133L83 132ZM107 130V131H106ZM138 130V133L136 132ZM178 130V131H177ZM182 130H184V132L182 131ZM187 130V131H186ZM213 132H212V131ZM92 131H93V133H92ZM158 131V130H157ZM180 131H181V134H179L180 133ZM186 131V132H185ZM201 132H202V130H200ZM214 131L217 133V135H213V133H214ZM242 131H245V133L244 132H242ZM110 132V131H109ZM108 132V133H109ZM137 134V135H139V136H137V135H135V133ZM154 132V133H153ZM173 132H175V134L173 133ZM186 133L187 135H182L183 133ZM209 132V131H208ZM226 132V133H225ZM228 132V133H227ZM234 132V133H233ZM2 133V134H1ZM104 133V134H103ZM168 133V134H167ZM170 133V134H169ZM171 133H173V135H171ZM195 133V134H194ZM200 133V132H199ZM94 134L92 135V136H94ZM99 134H97V135H95L94 137L97 139H99L100 138V140H101V136L99 137ZM120 134H119V136H120ZM148 134V135H147ZM242 134V135H241ZM261 134V135H260ZM14 135V136H13ZM15 135H16V137H15ZM18 135H20V136H18ZM168 135H170V136H168ZM174 135H175V137H174ZM226 137H225V136ZM18 136V137H17ZM98 136V137H97ZM121 136V137H122ZM136 136H137V138H136ZM214 136V137H213ZM224 136V137H223ZM228 136H232V137H230V138H227ZM22 137H23V135H22ZM79 137V138H78ZM120 137V138H121ZM124 137V136H123ZM127 137L129 138V137H131V138H129V139H127ZM144 137V138H143ZM165 138L164 140H162V138H161V140L160 141H158V143H157V141H154L155 140V138ZM168 137H170V138H168ZM197 137V136H196ZM201 137V136H200ZM219 137H220V135H219ZM11 138V139H10ZM86 138V137H85ZM158 138L156 139V140H158ZM224 138H227V139H224ZM18 139H19V141H21L22 140V142H19L18 141ZM82 139V138H81ZM132 139V140H133ZM177 139V138H176ZM185 139V138H184ZM95 140V139H94ZM121 140H122V138H121ZM130 140V141H129ZM141 140H143V141H141ZM226 140H229L228 142L226 141ZM231 140V141H230ZM243 140V141H242ZM123 141V140H122ZM128 141V142H127ZM226 141V142H225ZM240 141V142H239ZM11 143V144H8V143ZM19 143V144H17V143ZM90 142L92 143L91 145H89L90 144ZM135 142H137V144H135V145H133L134 147H135V149L137 148V147H142V149L140 148H138L139 149V151L136 149H134L133 150V146H132V143L134 144ZM153 142H155V143H157V145L159 144V142H160V145L162 146V147H159L160 149H158V147H157V149H156V146H154V144L155 143H153ZM176 142H174L175 144H176ZM220 142V143H219ZM14 143H15V145H14ZM75 143V142H74ZM73 143V144H74ZM88 144V147H86L87 145H85V144ZM153 143V144H152ZM164 143V144H165ZM212 143L213 144H215V143H217L216 145H212ZM228 143V144H227ZM5 144H7L6 146H5ZM17 144V145H16ZM146 144V145H145ZM209 144L210 145H212V147H209ZM219 144V145H218ZM14 145V146H13ZM70 145H72V144H69V146ZM144 145H145V149L143 150V148H144ZM148 145L150 146V145H152L153 147H155V148H153L154 150H152V146H150V148L148 147ZM156 145V144H155ZM18 146L20 147V149H18ZM85 146V148H87V152L85 151L86 149L85 148H83ZM130 146V147H129ZM159 146V145H158ZM169 146V147H168ZM226 146V147H225ZM4 149H3V148ZM9 147H14L13 149V153H12V148H9ZM30 149H29V148ZM73 147H76V145L74 146L73 145ZM78 147V146H77ZM90 147V148H91ZM147 147L150 149V150H152V151H154L153 153H152V151L150 152V150L149 149H147ZM7 148H9L8 150H7ZM17 148V149H16ZM27 148V150L29 149V151H35V149L34 148H32V147H30V146H27L26 147ZM70 148H72L71 146H70ZM128 148H129V150H128ZM131 148V149H130ZM11 149V150H10ZM32 149H34V150H32ZM78 149V148H77ZM77 149H73V150H77ZM85 149V150H84ZM105 149V150H104ZM2 150V151H1ZM5 150L7 151V153L5 152ZM10 150V151H9ZM113 150V151H112ZM134 152H133V151ZM71 151V150H70ZM69 151V152H70ZM83 151H85V152H83ZM100 151H101V153H100ZM106 151V152H107ZM116 151L118 152V154L116 153ZM143 153H142V152ZM9 152V153H8ZM36 152V151H35ZM35 152H33V153H35ZM127 152V153H128ZM148 152V153H147ZM172 154H171V153ZM212 152V153H211ZM234 152V153H233ZM100 153V154H99ZM103 153V154H104ZM131 153H133V154H131ZM136 153V155H134ZM170 153V154H169ZM203 153V154H204ZM233 153V154H232ZM12 154V155H11ZM14 154V155H13ZM66 154H68V155H66ZM106 154V153H105ZM118 156H117V155ZM149 154V155H148ZM207 154V155H206ZM230 154V155H229ZM0 155V156H1ZM7 155V156H6ZM85 155V154H84ZM132 155V157L130 158V156ZM145 155L143 156V158L145 157ZM68 156V157H67ZM80 156H81V158H80ZM114 156H117V157H114ZM123 159H125L126 158V160L124 161V163H122L123 162V160L120 158V157ZM126 156V157H125ZM155 156V155H154ZM156 156V157H157ZM171 158H170V157ZM262 156V157H261ZM64 157V162L66 161L67 163H68V165L69 166H67L66 164V166L68 167V168H73L74 167V165H76V161L75 162H73V161H71V162H73V163H70V160L68 159V161L66 160V158ZM103 157H105V156H103ZM102 157V158H103ZM105 157V161L102 159V161H99V162H103V163H101V164H104L105 165V163L107 164V165H109V164H112L111 162L109 163L108 161H106V160H108L107 158ZM127 157H129L128 158V161H127ZM206 157V158H205ZM116 158H117V160H116ZM142 158V159H143ZM174 158V157H173ZM101 159V158H100ZM100 159H98V160H100ZM135 159V158H134ZM141 159V158H140ZM82 160V159H81ZM111 160V161H112ZM116 160V161H115ZM132 161V160H131ZM133 161H135V160H133ZM169 161V162H170ZM174 161L175 162H177L176 160H175V158H174ZM174 161L172 160L171 162H170V165L173 163V165L172 166H174ZM25 162V161H24ZM168 162V161H167ZM166 162V163H167ZM168 162V163H169ZM10 163V162H9ZM20 163H22V162H20ZM19 163V169H18V171L19 170H21V172L18 174L17 172H16V174H18V176L19 175H21V174H25V173H23V172H25L26 171V169H27V167L28 168H30L29 167V162H25L24 164H20ZM27 163H28V166H27ZM72 164L73 165V167L70 165V164ZM26 164V165H25ZM113 164L111 165L112 167H113V169L111 170V166H109V169H108V167L106 166V168L105 167H103L102 169V171L100 170L101 169V167L102 166H104V165H102L101 167H100V169H98V172H99V174L97 173V174H94V176L91 174V175H89V176H93L92 178L91 177H89L88 176V174L89 173H87L88 171L87 170H84L82 167H81V169H82V171H83V173H85V175L86 176H88L89 178H88V180H87V177L85 176V175H81L82 177H80L82 180H84V178H86V180L85 181H82V183H81V181L79 180L80 178H79V176H80V174L82 173H80V171H81V169H79V170H77V168L75 167V169H72L71 170V168H70V170L69 171H71V174H69L70 172L68 171V168H66L67 169V171H65L66 169L64 168V173L66 174V176H65V174H63L64 176H65V178L66 177H68L67 179H64L65 181L66 180H68L69 178H70V181H67V183H71L72 181H78V182H80V184L78 183L77 185H75V183H73L72 182V185L74 184V186H76L75 188H78L77 189V192L76 193H78L79 192V190H80V188H81V193H83V191H84V194H76V195H84V196H80L81 198H83L84 197V199H81L80 197V200H78V202L80 203V204H82V202H81V200L83 201L84 200V202H83V204L85 205L86 203L88 204H90L91 203V200H89V199H91L93 196H97L98 197V195H99V197H100V199H102V195H100L101 194V192H106V190H107V188H109L110 187V185L112 184V183H114L115 181L113 180L114 178H115V176H116V179H117V174H115V176H111L112 175V173L114 172L113 170H114V168H116L115 166H116V164H115V166H113ZM120 164H118V166H120ZM123 164V165H122ZM126 164H128V163H126ZM21 165H23V166H25L26 167V169H25V167H23V166H21ZM78 165V164H77ZM261 165V166H260ZM4 166H6V167H8V169H9V167L11 166V164L10 165H8V162H7V164L6 165H4ZM65 166V167H66ZM81 166V165H80ZM79 166V167H80ZM83 166V165H82ZM204 166H205V168H204ZM22 167V168H21ZM85 167V166H84ZM207 167V168H206ZM5 168V167H4ZM40 168H41V166H40ZM86 168V167H85ZM104 168L106 169L105 171H104ZM7 168L6 169H4L5 171L6 170H8ZM87 169V168H86ZM74 170V174H73V171ZM77 170V171H76ZM110 170V171H109ZM23 171V172H22ZM28 171V170H27ZM85 171V172H84ZM113 171V172H112ZM78 174H76V173ZM107 172V173H106ZM112 172V173H111ZM82 173V174H83ZM105 173L108 175V173H109V175L107 176V175H105ZM69 174V175H68ZM73 174V177H77V179L75 178H73V177H70L71 175ZM185 176H187L188 178H189V176H191L190 178H194L195 179V175L192 173H189L188 172V174H187V172H185ZM190 174V175H189ZM213 176H212V175ZM68 175V176H67ZM77 175V176H76ZM98 177H97V176ZM102 175H103V177H102ZM114 175V174H113ZM194 175V176H193ZM17 176V177H18ZM23 176V175H22ZM21 176V177H22ZM63 176V177H64ZM85 176V177H84ZM111 176V177H110ZM183 176H184V173H183ZM185 176L183 177L184 179H185ZM216 176H218V177H220V178H218V177H216ZM221 176H224V178H222ZM10 177V176H9ZM20 177V176H19ZM110 177V179H108ZM114 177V178H113ZM186 177V178H187ZM216 177V178H215ZM7 178V177H6ZM101 178V179H100ZM186 179V180H188L187 182H184V180H182V182H184L183 184H185V187H183L182 185L183 184H181V186H180V189H181V192L183 191V192H185L189 197H191L190 196V193H194L196 190L198 191V190H200V188H203V187H201L202 185H201V183H200V185H198V183L200 182V180L198 181L197 179H195L196 181H198V183H196V181H195V183H196V185L197 186H200V187H198L199 189H197V187H196V185H194L195 183H193L194 182V180H193V178H192V180L193 181H191V179H190V181H189V179ZM218 178V179H217ZM11 181H7V179H6V181L5 182H2V184H1V181H0V184L2 185H0L1 187H0V192H1V190H2V192L0 193V194H2V195H0V197H2V198H0V231L2 232V233H0L1 234V238H2V236L4 235V234H6V233H9L10 234V232H11V234L9 235V234H6L7 236H3V240L4 241H0L1 243L0 244H2V245H0V256L1 255H3L4 256V253H5V250H4V248L3 247H5L6 249H7V247H10L11 249L13 248V247H15L16 245L15 244H13V242L14 243H16L15 241H17L16 239H15V237H16V235L13 233V224H15V223H13L12 222V220L14 221V218H20L21 219V217H23V213H25V212H27V210H25V206H24V204H26V203H24L25 201H24V199H23V189L25 188V186H22V185H24L23 183H21V187H24L23 189H22V192H21V188L19 189V187H20V184H19V187L17 186L18 185V183L20 182H18L16 179H14L13 180V178L11 179V177L9 178ZM111 179L114 181H111ZM226 179H227V181H226ZM4 180V179H3ZM2 180V181H3ZM12 180H13V182H12ZM16 180V181H15ZM110 183L111 182V184L109 185V184H107L108 182ZM110 180V181H109ZM185 180V181H186ZM204 180V179H203ZM223 180V181H224ZM228 180H230V182H228ZM232 180H233V183H232ZM243 180V181H242ZM253 180V181H252ZM12 182V183H11ZM15 182V183H14ZM16 182H17V184H16ZM84 182H86V183H84ZM104 182H106V183H104ZM189 182V183H188ZM208 182V183H207ZM3 183H4V185H3ZM101 183V184H100ZM232 183V184H231ZM234 183H236V184H234ZM239 183V184H238ZM83 185V187H82V185ZM85 184V185H84ZM105 184H107V185H105ZM243 184H246L245 186H243V188H242V186L241 185H243ZM249 184V185H248ZM78 185H80L79 187H78ZM86 185H88V186H86ZM99 185V186H98ZM103 185H105V187H106V189H105V187L103 186ZM233 185H232V187H233ZM98 186V187H97ZM100 186L102 187L103 186V189L102 188H100ZM107 186H109V187H107ZM235 186H234V188H232L233 190H235V189H237V188H235ZM17 187H18V189H17ZM182 187L184 188V189H186V190H182ZM2 188V189H1ZM83 188V189H82ZM101 190H100V189ZM241 188V189H240ZM96 189V190H95ZM248 189H250V190H248ZM83 190V191H82ZM86 190V191H85ZM93 190V191H92ZM195 190V191H194ZM19 191L22 193H19ZM95 191H97V192H95ZM242 191V192H243ZM260 191V192H259ZM93 192V193H92ZM100 192V193H99ZM104 192V193H105ZM231 192H236V190L235 191H231ZM99 193V194H98ZM185 193H181L182 195L184 194L185 195ZM239 193V194H238ZM4 194V195H3ZM91 194V195H90ZM106 194V193H105ZM6 195V196H5ZM17 195V196H16ZM21 195V196H20ZM183 195V197H185L186 198V196H184ZM193 195V194H192ZM200 195H202V196H200ZM211 195V197H209ZM242 197H241V196ZM244 195V196H243ZM253 195H255L256 196V199L257 198H260V199H255L254 197H252ZM18 197L19 199L20 198H22V199H20L19 201H18V199L16 198V197ZM20 196V197H19ZM232 196V195H231ZM5 197V198H4ZM8 197H10V198H8ZM14 197V198H13ZM97 197H95V198H97ZM99 197H98V200H99ZM104 197H105V195H104ZM189 197H188V199H189ZM209 197V198H208ZM249 197H252V198H249ZM11 198H13L12 200L14 201H12L11 200ZM38 198V197H37ZM40 198H42V197H40ZM40 198H39V202L40 201H42V200H40ZM85 198H86V203H85ZM87 198H88V200L90 201V202H88V200H87ZM232 198H233V196H232ZM9 199V200H8ZM18 201V202H20L21 200V203L23 204V205H17V204H21V203H17L16 202V200ZM93 200H95L94 199V197L92 198ZM187 199V198H186ZM201 199V200H200ZM211 199V200H210ZM36 200V199H35ZM97 200V199H96ZM96 200H95V202H96ZM97 200V201H98ZM237 200L235 201V204H237ZM13 202V204H11L12 202ZM211 201V202H210ZM248 201H250V202H248ZM259 203H258V202ZM263 201V202H262ZM15 202H16V205H15ZM216 202V200L214 201V203ZM241 202V203H240ZM92 203H94L93 201H92ZM208 203V204H207ZM239 203H240V205H239ZM11 204V205H10ZM86 204V205H87ZM88 204V206H91V204L89 205ZM258 204V211L256 210V205ZM13 205V206H12ZM15 205V206H14ZM186 205H189L188 203L186 204ZM191 205V204H190ZM193 205H191V206H193ZM199 205V206H198ZM207 205L210 207V208H208L207 207ZM22 206H24V210L22 209L23 207ZM200 208L201 207V209H199L198 207ZM254 206V205H253ZM22 207V208H21ZM204 207H205V209H204ZM206 208H208L207 210H206ZM212 208V209H213ZM211 209V210H212ZM19 210H21V211H19ZM199 210H201L202 212H200ZM210 210V211H211ZM15 211V212H14ZM22 211H24V212H22ZM12 212H13V214H12ZM195 212V213H196ZM238 212H241V211H238ZM243 212H241V213H243ZM196 213V214H197ZM237 213V212H236ZM26 214V213H25ZM24 214V215H25ZM199 214V215H200ZM257 214V215H256ZM10 215H12V216H10ZM14 215H15V217H14ZM205 215V214H204ZM234 215V216H233ZM248 216L250 217V219H248ZM256 216V217H255ZM12 217V218H11ZM87 217V216H86ZM217 217V216H216ZM238 217H240V218H238ZM88 218V217H87ZM86 218V219H87ZM20 219H18V220H20ZM232 219V220H231ZM245 219H246V221H245ZM16 220V219H15ZM18 220H16V221H18ZM259 220H260V222H259ZM5 223H3V222ZM7 221V222H6ZM261 221H262V223H261ZM1 222H2V225H5V226H2L1 225ZM15 222V221H14ZM213 222H215V223H213ZM245 222V223H244ZM251 222H257L256 224V226H254V224L252 225V223ZM10 226H8V225ZM206 224V225H205ZM219 224H218V226H219ZM7 225V226H6ZM127 225V226H126ZM140 225H142L141 223H140ZM221 225V224H220ZM252 225V226H251ZM260 225V226H259ZM12 226V227H11ZM217 226V227H218ZM222 226V225H221ZM221 226H219V228H221ZM244 228H243V227ZM248 226V225H247ZM263 226V227H262ZM11 228V229H7V228ZM14 227H15V225H14ZM132 227H133V229H132ZM138 227H140L139 228V230L141 231V232H139V230H137L136 228H138ZM201 227H203L202 228V230H200L199 228H201ZM223 227V228H224ZM2 228V229H1ZM190 228H193V226L192 227H190ZM212 228V227H211ZM222 228V229H223ZM225 228H224V231H225ZM246 228L248 229L247 231H246ZM127 229V230H126ZM129 229V230H128ZM222 229H220V232H223V230ZM10 230V231H9ZM196 230V229H195ZM222 230V231H221ZM7 231H9V232H7ZM6 232V233H5ZM116 232H114V234L116 235ZM128 232V233H127ZM129 232H130V234H129ZM132 232V233H131ZM192 232V233H191ZM244 232V233H243ZM255 232H257V234L255 233ZM120 233V234H119ZM137 233V234H136ZM185 233H187V234H185ZM195 233V234H194ZM203 233V232H202ZM214 233H216V234H218L219 236H217L216 235V237L214 236ZM231 233V234H230ZM251 233H253V234H251ZM3 234V235H2ZM113 234V233H112ZM113 234V235H114ZM140 234V235H139ZM223 236H222V235ZM225 234H227V233H225ZM239 234V235H238ZM12 235H14V236H12ZM111 235V234H110ZM232 235V236H231ZM198 236V237H197ZM215 238H214V237ZM253 236V237H252ZM13 237H14V239H15V241H14V239H13ZM175 237H176V239H175ZM177 237H179V238H177ZM194 237V238H193ZM211 238V240L212 241H209L210 239L209 238ZM243 237V238H242ZM8 238V239H7ZM107 238V239H106ZM164 238H166V236L164 237ZM205 238H208L209 240V243H208V241H207V239H205ZM214 238V239H213ZM246 238V239H245ZM103 239H104V241H103ZM110 239V240H109ZM123 241H122V240ZM179 239V240H178ZM198 239V240H197ZM216 239H217V242H215L216 241ZM2 240V239H1ZM8 240V241H7ZM12 240V241H11ZM107 240H109V242L111 243V241H114V244H110L109 245V242L107 243ZM117 240H119V241H117ZM147 240H149V241H147ZM161 240H162V242H161ZM197 240V241H196ZM221 240V241H220ZM106 241V244L104 243ZM257 241V242H256ZM56 242V241H55ZM81 242V241H80ZM80 242L78 241V245L80 244ZM157 242V243H156ZM188 242V243H187ZM219 242V243H218ZM221 242V243H220ZM5 243V244H4ZM104 243V244H103ZM151 243V244H150ZM174 243V244H173ZM202 244L200 247L201 248H203V249H201V250H203V252L201 251V250H198V251H201V252H198L197 250L195 251V249H198L197 248V246L196 245H198V244ZM214 243V244H213ZM77 244V243H76ZM117 244V245H116ZM129 244V245H128ZM166 244V245H165ZM178 244V245H177ZM203 244L206 246V247H204L203 246ZM218 246H216V245ZM224 246H223V245ZM13 245V246H12ZM81 245H83L82 244V242H81ZM81 245H79V247L78 248H82V247H80ZM106 245V246H105ZM162 245V246H161ZM189 245V246H188ZM212 247H211V246ZM222 245V246H221ZM229 245V246H228ZM12 246V247H11ZM153 246V247H152ZM183 246H186V247H183ZM191 246V247H190ZM199 246V245H198ZM215 246V247H214ZM220 246H221V248H220ZM108 249H107V248ZM194 247V248H193ZM226 247V248H225ZM261 247V248H260ZM185 248V249H184ZM194 250H193V249ZM205 248V249H204ZM207 248V249H206ZM226 250H225V249ZM2 249L4 250V251H2ZM9 249V248H8ZM7 249V250H8ZM28 249H30V247L29 248H26V250H27V252H29L28 251ZM104 249V250H103ZM182 249V250H181ZM184 249V250H183ZM192 249V250H191ZM221 249V250H220ZM180 250V251H179ZM188 250V251H187ZM206 250V251H205ZM24 251V253H26V251L25 250H23ZM117 251V252H116ZM187 251V252H186ZM191 251V252H190ZM192 251H194L193 253H192ZM159 252V253H158ZM197 252V253H196ZM3 253V254H2ZM164 253V254H163ZM262 253V254H261ZM55 254V253H54ZM228 254V255H227ZM177 255V256H176ZM3 256H2V259H3ZM58 256V254H56V255H54V257L56 258V259H58L59 261H57L55 258V261H57V262H60L61 261V259L62 258H60V256L59 257H57ZM133 256V257H132ZM217 256V257H216ZM96 257V258H95ZM98 257V258H97ZM229 257V258H228ZM237 257V258H236ZM241 257V258H240ZM260 257L262 258V260H263V262H262V260H260L259 262H258V260L260 259ZM95 258V259H94ZM193 258V259H192ZM259 258V259H258ZM0 259H1V257H0ZM1 259V260H2ZM105 259V260H104ZM224 259V260H223ZM236 259V260H235ZM244 259V260H243ZM254 259V260H253ZM207 260V261H206ZM254 261V263H253V261ZM256 260H257V263H256ZM87 262V261H86ZM90 262L88 261V264H90ZM74 263V262H73ZM72 263V264H73ZM0 264H1V262H0ZM76 264V263H75Z\"/></svg>",
    "mask_w": 264,
    "mask_h": 264
}]
</instances>
